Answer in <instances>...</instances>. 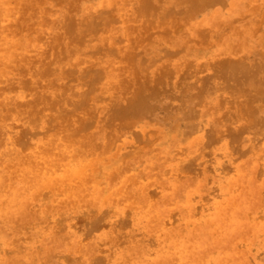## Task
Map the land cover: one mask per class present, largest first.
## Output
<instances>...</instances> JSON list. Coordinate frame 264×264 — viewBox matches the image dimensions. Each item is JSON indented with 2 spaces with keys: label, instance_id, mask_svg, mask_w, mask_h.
Here are the masks:
<instances>
[{
  "label": "rangeland",
  "instance_id": "rangeland-1",
  "mask_svg": "<svg viewBox=\"0 0 264 264\" xmlns=\"http://www.w3.org/2000/svg\"><path fill=\"white\" fill-rule=\"evenodd\" d=\"M19 1H20V3H19ZM27 1H28V6H26ZM27 1L26 0H12V1L11 0H0V12H1L0 15L2 14L0 17V22H1L0 26L2 27V28L0 27V30H1L0 31V37H2V38H0V47L2 50H5V51H2L0 49V53L2 54V55L0 54V57H2V58H0V72H1L0 73V92H3V94L5 95L4 96L0 93V105H2V106H0V116L2 117V118L0 117V119H2L4 122V123L2 122L3 123V127H2V125H1L2 123L0 120V123H1L0 128L3 129V130L0 129V136L4 135V137H0V139L2 138L0 140L1 141L0 147L2 145L1 150L3 148L2 151L0 150V165H2V167L0 166V173L2 174V175L0 174V176H1L0 184L1 183L3 184V185H0V208H3L4 206H6L7 200L9 199L10 195L12 194V189L14 187H16V185L18 183V179L21 178L20 176H23L24 174H27V175L29 174L28 169H29V167H32L31 165H33V164L30 165L27 161L28 158L32 157L29 155L30 154L31 155L36 154V152L39 151L40 148L42 149L43 147H44L43 149H45V152H46V150H48L47 147L50 148V147H52L51 145H53V144L55 146H53L52 148H54L53 150H56L57 146H58L56 143H59V144L62 143L61 144L62 146L61 145L58 146L60 149L58 151H62L64 149V150H66V152L63 150L62 153H64V152L65 153L62 155V157L60 159L61 162H64L67 165L69 163H71L70 165H73V164L76 165L77 161H80L81 163L79 162V164L85 165V168L88 169V171L90 170L89 172H93V174H90L89 176H87L88 179H86L85 185H90V187H91V185H94L97 188L98 195L101 199L104 198L105 196L109 198V201H103L100 203V209L103 212L106 209L105 215L108 218H110L111 223L114 224V222H115V224H116L118 222V220L120 219L118 222L120 224V222L123 218L126 219L127 221L124 220L125 224L118 226L119 228L121 227L120 228L121 230H118V231H121L120 232L121 235L118 232V234H119L118 238L120 237V239L116 240V242H115L116 244H114L111 241H109L108 238L103 237L105 232H108V230H109L108 227L110 226L109 228H112L111 224L110 225H109V223L99 224V225H97V228L95 225H94V227L92 226V227H88V228H86V226L84 225L86 223V222L84 223V221H86V219L85 220H84V218L82 219L81 214L84 213V211H85V213H90L91 211L93 213L94 207L92 208L90 205L85 204L82 200H80L76 203L77 206L75 208H73L71 206L69 199L73 196V194L76 190V187L73 188V186L70 187L69 185H67V186H69V188L67 186H65L67 188L62 186L63 188L61 187L62 189L60 190V187H58L59 189H57L56 188L57 185H55L56 187L55 186L54 187L56 190L53 189L54 187H52L50 189V191H49V189L48 190L43 189V191L41 189L40 190V192L42 193L41 197H43V198L42 199L40 198V201L38 198V201L35 202L36 206L35 205L33 206V209H34L33 218L25 219V220L21 219L24 221L23 222L18 218H9V217L5 216L6 214H0V264L3 262V260H2V257L4 255L3 251H4V249L7 248V246L10 247V241L11 240H14V241H11V243H14L16 241H20V246H21L20 250H19L18 254H17V251H16V253H14V255L16 254L15 255L16 257H18L19 255L21 256L23 253L29 252L27 248L30 247L31 249H34L33 255H36L38 257V259H40V260H38V259L34 258V260H33L34 262H36L38 264L40 262H41L40 264H42V263L43 264H60V263H62V264L63 263L64 264H69V263H71V264H73V263L74 264H84V263L85 264H92L93 263V264H95L96 261L98 264H99V262L101 264H110V263H112L111 261L113 259L115 252H123L125 249L131 248V246L133 244H138L139 242H141L139 244H142L144 242L143 245L145 246V249H144V255L143 256L150 258V259L154 258L156 256L157 247H158V245L156 243V238L154 237L155 232L152 230L144 232L143 227L140 226L139 224L135 225L136 227H134V229H133V226H131L132 223H134V222H133V220H131L129 213H130V211H132L131 206H130V202L135 204L133 202V198L132 197L126 198V197L118 196L117 197L118 199H115V196L112 195L114 192L107 195L108 191L112 190L113 187L119 188L122 185L121 181L125 178H127V181H125L126 183H124L123 185H126L128 183V181L129 182L133 181L135 178V180H134V182L136 181L135 183H142L143 185L147 186V189L148 188H150L151 190L155 189L156 191L154 190V192H153V190L150 191V189H148V191L150 192V196H152V199H153V200H151L152 203H154L153 205H156V200H161L164 204L167 203L165 213H167L168 215L171 213L172 214H171V216L170 215L168 216L166 214L164 215L165 220L159 225L158 229L156 230V233H160L163 229H171L172 227H176L178 229L179 233L182 234V233H184L185 228L188 227V223L186 224L185 221H190V220L198 221L202 217L212 215L218 206H223L225 204L224 201L228 196L235 195L236 193L241 191V189L243 190V189H245V187L249 188V186H251L252 189H254V191L252 193H250L249 190L244 192V197H245V200L247 201V203L244 205L245 210L243 212H244V214H246L245 215L246 219H248L251 223H254L255 225H259V226H257L258 229L256 228L251 232L248 231V232H246V234H243V235L237 237L235 239V242H236L235 247H238V246L241 247L242 246L241 248L238 247V249H243L245 251L246 257L251 262V264H264V120L262 119V120H257L254 123H249L248 118H246V120L244 118L243 122H245L246 125L243 124L242 120H239V119L234 120L230 124H229V122H226L225 124L230 125V126H232V124H236V126H241V124H242L243 127L241 126L240 128H238L240 130V131H237L238 133L240 132L239 136H238L237 132L230 131L228 129V127H227V129L224 127L221 128L222 126H224L221 124L224 123V120L227 117L232 116L234 118V113H232V115L226 116L225 112L218 113L217 112L218 110H216V108H213L211 106V101L216 99L218 96H220V98L224 97L228 93L230 94L229 98L232 97V98H230L231 100L240 98L242 95L237 90L236 86L242 87L243 86L242 82L244 80L246 82V80L248 79L246 77L241 76L240 73H237L236 74L238 76L236 78L237 79L236 82L238 81V83H236L237 85L232 84V86L229 87L228 84L231 85V82H230V80H227L226 83L228 82V84H226L224 82V86L222 88H220L219 86H216L214 88L211 84V80H212V77L214 75L213 69H212L213 67L211 65L220 56L223 57V59H227V57H228V59H233L231 57L236 58L237 56L239 57L238 59H240V56H242V58L243 57L245 58L247 56L246 58H248L249 61H251V59L255 60L260 65V67L262 66V69H258L259 70L258 73H262V77L264 80V70H263L264 69V67H263L264 66V11L262 10L263 14H261V16H259V17H258V15L252 16L250 14V12L247 11L243 15H241L239 18L236 11L241 10L242 8H247L246 5L243 3L244 0H224V1L223 0H221V1L216 0V2L219 1V3H216V2L214 3V1H215L214 0L213 1L214 4L212 2H209V4L211 6L206 3L203 6L197 8L195 10L191 9L190 11H187V12L181 11V13L180 14L178 13L175 17H172V15L170 16V14H168V15L164 14V17H162L160 19L163 21L172 20V22H170V23L169 22H163L161 24V26H158L160 31L158 30V27H156V26H152L151 27L152 29L149 27L147 30H150V29L151 30L148 32L147 30L137 29V25L139 23L137 24L136 22L146 20L147 18L149 19V16H147V15H149L148 13L150 11H152V9H153V11H155L156 7H157L156 6L157 3L160 4V3H162V1H165V0H146L147 7L145 9L148 8L149 10L147 9L148 11L146 10V11H144V13H142L143 12L142 11L141 14H139V16L138 15L133 16V11H134L135 7L137 6V4H136L137 0H122V1H120V0H115V1L114 0H64V1L63 0H59V1L58 0H34V1L31 0V1H33V3H35V2L36 3L32 4L33 6L30 5V7H29V4L31 3V1H29V0H27ZM37 1H38V3H37ZM107 1H108V3H107ZM140 1L141 0H138V2H140ZM255 2H263V1L262 0H256ZM98 3L101 4V5L99 4V7L104 6L103 8H105V9L103 10L102 7H100V8L97 7ZM165 3L166 4L163 3V5H169L171 7L173 6V8H174V5H172L170 3V0H166ZM225 3L227 5H224ZM2 4H4V5L2 6ZM41 4H43V5H41ZM65 4H67L68 6ZM107 4L108 5L110 4L111 6L114 5V6L112 8L109 5L110 8H108ZM35 5H36V7L34 9ZM64 5H65V7H63ZM7 6H10V7L13 6L14 8L11 7V9H12L11 10V9H9V7L7 8ZM18 6H20V7H18ZM31 6L33 7L34 10H32ZM27 7H29V8H27ZM117 7H119V8H117ZM26 8H27V10H26ZM84 8L87 10V12L88 11L89 12L94 11L93 12L94 14L89 13V12L88 13L85 12L86 10ZM129 8H131V10ZM175 8H177V7L175 6ZM7 9H9V10H7ZM18 9H19V13H21V14H18ZM90 9H92V10H90ZM95 9L99 13L95 12ZM106 9L108 10V13H107ZM177 9L180 10L181 8L178 7ZM4 10L5 11L7 10L8 13H6ZM10 10L12 12H10ZM30 10H32L31 11L32 13L30 12ZM61 10H62V13H61ZM100 10H103L104 13L102 11L100 12ZM116 10L118 13L115 14ZM20 11H24V12H20ZM110 11H112L116 16L118 15L117 16L118 20H117V17ZM191 11H192V13L189 14L188 12H191ZM13 12H14V14H13ZM56 12H57V14H56ZM84 12L89 16L100 15V18H99V16L98 17L97 16L96 17H94V16L88 17V16H86V14ZM146 12H147V14H145ZM38 13H41V14L39 15ZM106 13L109 15V17L115 16V18L112 17L113 19H111V17H110V19H109V17L106 16L107 15ZM83 15H84L85 19H84ZM142 15H144V17ZM244 15L246 18L244 17ZM10 16L11 17L14 16V17L11 19ZM19 16H20V18H17ZM76 16L79 18H76ZM213 16H215V18H213ZM5 17H6V19H5ZM30 17L34 18V20L32 21V19ZM35 18H39V19H35ZM40 18H41V20H40ZM75 18H76V20L77 19H80V20L75 21ZM98 18L100 21L98 20ZM104 18L105 19L107 18L108 21L107 20L104 21L105 20ZM136 18H138V19H136ZM238 18L241 21H237ZM242 18H243V20H242ZM140 19H142V20H140ZM183 19H185V20H183ZM216 19L217 20L218 19H226V21L222 22V24H221L223 27L225 26V29H223L224 33L221 32L220 34H217L220 30H222V28H223L222 26H221L220 30L217 32H214V35L211 37L208 34H206L204 37V34L199 33V31H200L199 28H202L203 30H205L206 28L207 29L211 28L212 30H214L215 28L210 26V24H212V22L216 21ZM16 20H18V21L20 20L19 23ZM27 20L32 21L31 23L34 25V28H33V25H31L30 21H27ZM36 20H38L37 23H35ZM113 20L115 23L113 22ZM230 20H232V21H230ZM71 21H73V22H71ZM98 21L100 23H98ZM186 21H187V23H185ZM87 22H89V23L93 22V25H91L90 27L93 29L92 33H94V35H97V36L96 37L93 36V38H92L88 35V34H90L92 36L91 28H89V30L87 28L86 32H84V31L82 32L80 29V31L82 32V35H80L81 38L79 37L80 39L79 38L78 39L81 42L83 41L82 42L83 46H82V43H79L80 42L79 40H75V41L72 40L74 42H72V41L68 42L67 39L63 38L66 35L68 36V33H67L68 30L73 29V30H76V32H77V28L84 26L85 24H87ZM133 23H135V24H133ZM228 23L230 26H232L230 29H229ZM244 23H246V25L248 26L247 27L248 31H245V30L242 31L240 28L237 31L235 30V29H237V27L243 26L242 24H244ZM16 24L17 25L19 24L20 26H22V24H23V27H20V26L16 27L17 26ZM67 24H69V25L67 26ZM70 25H72L71 26L72 28H70ZM77 25H79V26H77ZM7 26H8V28L6 29ZM9 27H10V29H9ZM203 27H205V28H203ZM233 27H235V28L233 29ZM115 28H116V30H120L121 32H119V33L117 32L118 33L117 34ZM134 28H136V29H134ZM33 29H34V31H33ZM166 29L169 31H167ZM7 30L11 34L8 33ZM131 30L133 32H131ZM136 30L140 31L139 34L137 33ZM161 30H162V32H161ZM175 30H176V33H175ZM15 31H18V32H15ZM113 31L115 32V34H117V36H115V34H113L114 33ZM164 31H166V32H164ZM197 31H198V33H197ZM87 32H90V33L86 34ZM96 32H98V33H96ZM7 33L9 35V37H11V36L12 37L8 38ZM15 33H16V35L18 34V36H16ZM31 33H34V34H31ZM141 33H142V35H140ZM193 33H197V35H196L197 37L192 36V35H194ZM60 34H62V35H60ZM100 34H101V37L103 34L105 35L102 37L103 38L102 40L100 39L101 45L104 44L102 42H105V40L107 42V43L106 42L105 43L108 45V43L111 42L110 39L112 38V36L113 35L115 36L112 38V40L114 39L113 40L114 43H112V42L109 43V46H111V44L115 46V50H114L113 46L107 47L106 44L104 46L103 45L101 46L100 44H98L99 39L97 40V38L100 37L99 36ZM120 34H122V35L120 36ZM137 34H138L139 39H138V37L136 38ZM147 34H150V35H147ZM164 34H166V35H164ZM3 35L6 37H4ZM27 35H29V36H27ZM36 35H37V37H36ZM86 35H88V36H86ZM106 35L110 39H108ZM160 35L162 36V38ZM168 35L170 36V38L167 40L166 36H168ZM183 35L186 37H184ZM33 36H35V38ZM55 36H56V38H54ZM118 36H120V37H118ZM122 36H125V40H123L124 37L122 38ZM132 36L134 38H132ZM142 36H143V38H142ZM15 37H16V39H15ZM17 37H19V38L17 39ZM20 37H22V38H20ZM58 37H59V39H58ZM61 37L63 38V40ZM145 37H146V39H145ZM147 37H149V38H147ZM203 37H204V39H203ZM12 38L16 40L14 43H13ZM30 38H33V39H30ZM87 38H90V39H87ZM10 39H12V40H10ZM25 40L27 42H25ZM56 40H57L58 44L61 45L59 47L57 46V49L55 47V45L57 43L56 44L54 43V42H56ZM137 40H140V41H137ZM154 40L156 41L157 45L154 42ZM122 41L126 45H124L122 43ZM36 42H37V44H36ZM64 42H65V44H64ZM134 42L137 43L138 45L139 44L140 45L136 46L134 44ZM77 43H79L80 45L79 44L77 45ZM86 43H88V46ZM93 43H95V44L97 43L98 45L96 44L97 46L94 45L95 46L94 47ZM17 44H19V45H17ZM25 44H28V45H25ZM38 44H39V46H38ZM62 44H64V45L67 44L68 47L65 48V50L67 52L65 50L56 51V50H58V48L61 49L64 47V45H62ZM69 44L70 45L73 44L72 46L75 45L78 51L84 50L83 52L89 53V54L93 53V51L91 52V50H93L92 47H94L96 49V50L94 49V52L95 51L97 52L98 48L101 46L103 48L100 47L99 51L97 52L98 55H99V53H101V58H100V60H97V59H99L100 55L98 57V55H96L97 54L96 52H95L96 54L94 53L95 55L91 54V56L89 54L84 55V53L81 52L82 55L80 56L79 55L80 51L79 52L77 51V53H75L76 52L75 46L73 48V47L69 46ZM119 44L121 45V47ZM27 46L31 47V48H28ZM116 46H117V48H116ZM122 46H123V48H122ZM69 47L71 50L69 49ZM125 47H126V51H123V50H125ZM25 48L26 49L28 48L26 50V52L24 51ZM32 48H34V49H32ZM108 48H109V51H108ZM118 48L120 49V52H121V53L118 52L120 55L116 51ZM86 49H87V51H86ZM119 49H118V51H119ZM130 49H131L132 53L134 51V56L132 54V57H134L135 59L131 57V59L130 60L128 59V61H127L126 56L124 54L127 51H130ZM145 49H148L149 51L147 52ZM8 50H9V53H7ZM10 50H11V53H10ZM122 51L124 52V54L122 53ZM135 51H137V52H135ZM51 52H52L53 56L52 57L47 56V54L50 55ZM53 52H56V53H53ZM59 52H61V53L63 52V53L61 54ZM149 52H150V54H149ZM169 52H172V54ZM57 53H59V54H57ZM7 54H11V55L9 56ZM40 54H41V56H42V54H44L43 56L46 58V59H44L42 57V60L43 59L45 60L44 66L42 67V69H45L46 73L47 74L50 73V75L49 74L47 75L45 73V70L44 71H40V69L31 70L32 65L30 66L31 71L29 69H26V67L24 66V62L29 60V59H31V61L33 60L32 62H34V63L36 62V60H38V61L41 60ZM56 54L59 56H57ZM64 54H65V56H64ZM69 54H71V56ZM141 54H142V56H140ZM245 54H247V55H245ZM34 55H35V57H34ZM72 55H73V57H72ZM87 55H89V56H87ZM111 55H113L114 57ZM11 56H13V59L10 58ZM61 56H63V57H61ZM92 56L94 58L95 57H97V58L93 59ZM104 56H107V57H104ZM157 56H158V58H157ZM49 57H50V59H49ZM64 57H66V58L63 59ZM115 57L117 59L116 63H115L116 59H114ZM140 57L142 59L145 58V60H142ZM151 57L154 59H152ZM213 57L214 58L217 57V58L213 59ZM52 58H55V60H53L54 63L51 60ZM59 58L61 59V62L59 61L60 60ZM84 58H86V59L88 58V59L85 60ZM104 58H106V59H104ZM69 59H71V61ZM89 59L93 61L92 63L94 65L91 63V61ZM103 59L105 60V62ZM123 59H125V61L127 63ZM106 60H107V63H106ZM111 60L112 61L114 60V61L112 62ZM212 60H214V62H212ZM6 61H7V63H6ZM18 61H20V63ZM46 61H50V62H46ZM74 61L75 62L78 61V62L75 63ZM102 61H103V66H101ZM134 61H136V62H134ZM144 61H145V63H144ZM10 62H14V63H10ZM87 62H89V64ZM96 62L101 63L100 65L98 64V68H99V71L101 73H99L98 68L96 69V67H97ZM119 62H121V63H119ZM122 62L124 64L120 65V64H122ZM132 62H134V63L132 64ZM152 62H153V64L154 63L155 64H154V66L150 67L151 65H153ZM3 63L5 66H3ZM77 63H78V66H80V65L82 66L81 70L82 69L84 70V71L82 70V72L85 75L83 73L80 74L81 70L79 68H77L78 67ZM111 63H113V66L116 68H114ZM139 63H142V64L139 65ZM86 64H87V66H86ZM146 64L149 68L146 67ZM148 64L149 65L151 64V65L149 66ZM63 65L64 66L69 65V66H66L67 70H66V67H65V70L62 69V68H64ZM72 65H74L73 66L74 68L72 67ZM95 65H96V67H95ZM126 65H129L128 70L121 69L123 66H126ZM161 65H162V67H161ZM53 66L55 67V69H53L54 68ZM107 66H108V68H107ZM180 66H181V68H180ZM197 66H198V68H197ZM205 66L207 69L205 68ZM75 67L78 69V71H73V70H77ZM139 67L144 68V69L146 67L147 70L146 69L144 70V71H146V73L143 71V69H140ZM165 67L167 69H165ZM18 68H19V70H18ZM57 68L61 69V70L59 71V70H57ZM70 68L71 69L73 68V69L70 70V72H68L69 73L68 74L66 71H69ZM109 68H110V71H109ZM161 68H164V69H161ZM9 69H12V70L9 71ZM86 69H88V70H86ZM115 69H117V70H115ZM181 69H182V71L184 70L185 72L184 71L182 72ZM47 70H48V72H47ZM192 70H193V72H192ZM28 71H30L31 73H29ZM49 71H52V72H49ZM72 71L75 73L72 74L73 73ZM89 71H92V72L89 73ZM115 71H116V75L114 74ZM167 71H169V73ZM53 72H54V75L52 76ZM139 72H140V74H139ZM154 72H156L157 74ZM161 72L163 74H160ZM165 72H166V74H165ZM36 73L39 76L36 75ZM42 73H44V74H42ZM77 73H79V74H77ZM93 73L95 74L94 77H93V75H94ZM124 73H126L127 75H125ZM128 73H131V74L133 73L134 75L133 74L132 75L136 78L137 81L140 80V83H142L144 81L146 90H144L145 92L143 91V95L145 96V99H147L146 100V106L144 107L145 109L140 108V110H138L139 111L137 113L138 115L137 114L134 115V117L137 115L139 118L137 116H136L137 118L131 117L130 121L128 119L127 124L126 123L122 124V126H123L122 129L120 128L122 126L121 125L119 126V128L117 130L119 133L117 131L115 132V135L113 136L114 138H111L112 143L109 145V147H106V149L104 148V150H102L103 153H102V151L101 152L97 151L96 153H93L91 151H80V149H81L80 143L81 142L79 141V138L76 137L79 135V133L78 134L74 133L75 135L73 134V137H72L73 139L70 140L71 134L68 135L67 136L68 138H67L65 136V134H63L64 132L61 133L60 131L55 130L54 126H50V121L47 120L49 118H44L43 114L45 115V117H46V115L48 117L49 116L48 114H50V112H51L50 109H47V110L44 109L45 113L43 111H41L40 109L36 110V108H34V110H30L31 106H33V104L35 106V103L37 104V100L39 101V99H40V97H39L40 95L38 96L37 100L34 99L36 97L35 94H37V88L39 87L41 89V86H42L44 93L48 94L51 91L49 88H51L54 84L53 87H55V88H51L52 89L51 93H55L56 89H57V93H61L59 91L62 89V93H64V94L66 92L71 91L72 94L67 95L68 104H69L70 100H71V102H73V104H75L77 101L78 102L81 101V103L86 102V105L89 101L88 106H85V103H83L84 104L83 105V104L77 102L76 104H78V105H75L74 108L76 109V112L78 110H80V108L86 109V111H85V109L81 110V112L78 111L79 114H81L83 111L84 112L83 114H85V116H87L86 112L88 115H93V112H96L100 108V106H102L106 102L109 103L113 99L114 94L118 92L117 88L119 86H121L124 82H126L125 79H130L131 76ZM210 73H212L213 75ZM1 74L3 76L5 75V76L3 77ZM11 74L13 76H11ZM18 74H19V77H18ZM63 74L64 75L66 74V76L64 77ZM86 74H87V76H86ZM146 74H147V76H145ZM187 74H188V76H187ZM9 75H10V77H8ZM88 75H91L93 77V78L91 77L92 80H90V78H88ZM96 75H100V76H96ZM124 75L127 77H124ZM47 76H52L51 78L54 81L57 80L56 81L57 83L54 82L52 79H50V77H47ZM78 76H80L81 78ZM101 76H102V78L100 79ZM120 76H122V77H120ZM40 77H42V78H40ZM57 77L60 79L58 80ZM74 77L76 80L73 79ZM95 77H98V78H96L97 81L93 80V79H95ZM6 78H7V80H6ZM16 78H19V79H16ZM45 78H47V79H45ZM61 78H63L64 80L66 79L67 81H64L63 79H62L63 80L62 81ZM78 78H80L81 81L78 82ZM82 78H83V80H82ZM208 78H210V79H208ZM15 79H16V81H15ZM23 79H24L25 83L23 82ZM50 80H51V82L53 81V84L51 83L52 85H49ZM72 80H73V82H72ZM87 80L88 81L90 80L91 82L89 81V83H88ZM207 80L209 81V83H207ZM37 81L40 84H38ZM45 81L47 83H45ZM106 81H107V83H106ZM58 82L61 84L59 85ZM18 83H20V84L18 85ZM42 83H44L45 86H44V84L41 85ZM73 83H75V84H73ZM114 83H115V85H114ZM55 84H57L58 86ZM63 84H65L66 87L65 86L63 87ZM105 84L107 86H105ZM112 84H113V86L111 87V89L115 90V91H113V93H112V90L110 89V85H112ZM48 85H49V88H48ZM71 85L73 86L72 88H71ZM78 85L82 90L78 87ZM85 85H86V88H84ZM93 85L96 88H94ZM152 85H153V87H152ZM209 85H210V88H209ZM68 86H69V88H68ZM88 86H89V88H88ZM130 87L131 86L129 85L128 88H130ZM146 87H148V88H146ZM155 87L157 88L158 91H160L159 93L156 92ZM201 87H202V89H201ZM47 88L50 91H48ZM66 88L69 90H66ZM198 88H200V90ZM53 89H55V90L53 91ZM74 89H80V91H79L80 93L78 91H75V92H78L79 94L73 92ZM151 89H153V93H152ZM46 91H47V93H46ZM86 91L88 92V94ZM154 91H155L156 95L154 94ZM195 91H196V93H195ZM85 93H86V95H85L86 97H84ZM90 93H93L94 95L93 94L90 95ZM128 93L129 92H127V94ZM150 93H152V94H150ZM75 94H76V96H75ZM77 94L79 95L80 98L82 97L83 100H82V98L80 100V98L77 96ZM97 94H99V95H97ZM107 94H108V97L106 96ZM196 94H197V96H195ZM222 94H223V96H222ZM69 95L72 97L70 98ZM87 95H89V96H87ZM92 95H93V97L94 96L95 97L93 98ZM124 95L122 97V100L124 98H125V100H127L126 97H124ZM100 96L102 99L97 100ZM103 96H105V97H103ZM87 97H91V98L88 99ZM72 98H74L73 101H72ZM78 98H79V100H78ZM85 98H86V100L84 101ZM104 98L105 99L108 98V99H106V101H105ZM3 99H5V100H3ZM90 100L92 101V103ZM102 101H103V103H102ZM52 103H54V101L53 102L50 101L51 106H52ZM99 103H102V104L100 105ZM147 103H148V105H147ZM151 103H153V104H151ZM162 103H163V105H162ZM91 105H93V106H91ZM150 105H151V107H150ZM165 105L167 106V108L164 107ZM230 105H231V103H230ZM76 106H78L80 108L78 109ZM188 106H190V107H188ZM53 107H54V105H53ZM91 107L93 108V111L91 110L92 109ZM94 107H96V108H94ZM148 108H149V110H148ZM152 108H153V110L150 111V109H152ZM28 109H29V112H28ZM75 109L73 111L74 113H75ZM49 110H50V112H48ZM89 110H90V112H88ZM30 111L31 112L34 111V114H31ZM35 111L36 112L40 111V113H42V112L43 113L40 116V115H38L40 113H36ZM141 111H142V113L144 111V114H142ZM176 111H178V113ZM26 112H28L30 114H28ZM23 113H25L27 116H24L25 114H23ZM149 113H151V115ZM222 113H224V114H222ZM79 114L77 113L76 115L79 117L81 115L83 116V114H81V115H79ZM217 115H219V116H217ZM21 116L24 118L21 119L20 118ZM32 116L33 117L35 116V117L32 118L33 120L31 121L30 119ZM38 116L40 117V119ZM100 116L102 117V114ZM26 117H29L30 119L26 118ZM36 117L39 120L36 119ZM93 117L92 118L94 119V121L92 119L91 122L86 126L87 128L86 127L83 128V130H82L83 134L85 131H86L85 133H88L92 130H95V127H94L95 116L93 115ZM262 117L264 118L263 113H262ZM9 118H11L10 120L12 122L9 120ZM216 119H218V120H216ZM44 120L47 121L46 123L49 124V126L45 123ZM132 120H133V122H132ZM28 121H31L30 124ZM35 121H36V123H35ZM37 121L40 123H38ZM18 122L21 125L20 127L18 126L19 125ZM7 123H9V124H7ZM26 123H28V124H26ZM14 124H16V125H14ZM25 124H26V126H24ZM92 124H94V125H92ZM131 124H133V125H131ZM124 125H126V128ZM130 125H131V127H130ZM13 126H15V127H13ZM16 126L18 128H16ZM41 126L43 128H41ZM24 127H25V129H29V130L23 129ZM36 127L39 130H36L37 129ZM51 127H52L53 132H54L53 135H52ZM88 127H90V129ZM92 127H93V129H92ZM216 127H218V132L220 134H218V132H215ZM8 128H10L9 131L7 130ZM11 128H12V133H10L11 135L8 136L7 133L9 134V132H11ZM13 128L14 129L16 128L15 129L16 131L15 130L13 131ZM32 128H33V130H36L35 133L33 132ZM21 129L23 130V133L20 132V131H22ZM47 129L48 130L50 129V131L48 132ZM126 129H127V131H126ZM3 131H5V134L3 133ZM42 131H43L44 137L46 139L41 137V136H43L42 135L43 133L41 134ZM13 132H14V134H13ZM18 132L20 134L22 133L21 134L22 136L20 135L21 137H19ZM31 132L34 133L37 138L35 136H31V135H33ZM38 132H39V134H38ZM120 132H122V133H120ZM135 132L137 134H134ZM212 132L214 134L213 135L214 138H210L212 136V134H210V133H212ZM232 132L234 134L237 133V135L236 134L235 135L238 136V139H236L237 137H235V135H233ZM25 133H26V135H24ZM47 133L49 135H47ZM141 133H143V134H141ZM144 133L146 134V136ZM27 134H29V135L31 134L30 137H31L32 141ZM57 134H58V137L60 136L61 138H58ZM209 134H210V136H209ZM54 135H56V136H54ZM63 135H64V137H63ZM135 135L137 138H134ZM140 135H142L143 142H142V139H139ZM23 136H24V139L22 138ZM13 137H14V140L16 141V143H15V141H12ZM17 137H18V139H17ZM52 137H54L55 139L58 138L56 140L59 142L54 141V138H52ZM15 138L18 140V143H17V140ZM50 138H52V139H50ZM148 138H150L151 140L150 139L148 140ZM20 139L21 140L23 139V140L21 141ZM67 139L71 141V145H70V141H68ZM135 139L137 141L136 144H135ZM33 140L37 144L34 143ZM49 140H50V142H49ZM65 140H67L66 144H65ZM139 140H141L140 141L141 143L139 142ZM28 141L32 144L34 143V146L31 145ZM51 141L53 142V144L50 145L49 143H51ZM77 141H78V144H76ZM113 141H115V142L113 143ZM21 142H23V144ZM43 142H45L47 145ZM67 142H68V144H67ZM138 142L140 144H138ZM25 143H26V145H28V147H26V145H24ZM130 143H131V145H130ZM146 143L149 144L150 146H148ZM5 144H7V146L9 145L10 148L8 149V147L5 146ZM12 144H14V146H15L14 148L16 150L14 148H12L13 147V146H11ZM21 144H22V146L23 145L24 146L22 147ZM40 144L42 145L41 147H36L38 145L40 146ZM113 144H115V146H113ZM132 144L134 147H132ZM29 145H31V146H29ZM67 145H69V146H67ZM60 146L61 147L64 146V148H60ZM4 147H7V148L4 149ZM140 147L142 148L141 151H140ZM234 147H236L237 149L236 148L234 149ZM35 148H36V150H35ZM6 149H7V151H6ZM10 149H14V150H10ZM70 149H72V150L70 151ZM136 149L139 151H137ZM176 149H177V151H176ZM3 151L4 152L6 151V153H4L2 156ZM13 151H16V152L19 151V152H17V154L18 155H19V153H21V154L19 156H16L17 155L16 152H13ZM58 151H52V152H58ZM129 151L132 153H130ZM69 152H71V153L68 154ZM82 152H86V155H89V153H90L89 157L91 155L92 156L89 158L88 156H85V153H84V156L81 157L82 159H80L79 154H81ZM122 152H124V153H122ZM9 153L10 154L13 153L12 156L9 155ZM14 153L16 154L15 156L18 158H16L14 156ZM100 153H102L103 155ZM107 153H108V155H105ZM129 153L131 155H129ZM66 154H68V155H66ZM77 154H78V156H77ZM120 154L121 155L124 154V156L121 157ZM242 154H243V156H242ZM4 155H6V156H4ZM25 155L28 158L26 157V159H24ZM75 155L78 158H76ZM82 155H83V153L81 154V156ZM150 155H152V156H150ZM55 156H57V154L54 155V157ZM153 156H155V157L152 158ZM181 156H182V158H181ZM4 157H5V159H4ZM12 157H14V162H13ZM84 157L86 159H88L89 161L87 162V160H85ZM103 157H105V158H103ZM111 157L113 159L114 158L117 159V157H118L120 160L118 162L114 163L113 159H111ZM123 157H124V159H122L123 160L122 161L121 158H123ZM8 158H10V159L12 158V159L9 161ZM66 158H68L70 162L69 161L67 162ZM15 159H16V161H15ZM93 159H95V161ZM6 160H8V161H6ZM2 163L5 164L4 165L5 168L3 167ZM185 163L186 164L188 163L187 165H189L191 163L188 167H190V166L193 167L194 164L196 166L191 168V169H193L191 172L189 168H187L188 170L185 168V167H187V165H185ZM192 163H194V164L192 165ZM79 164H77V165H79ZM258 164H260V165H258ZM11 165L13 167H11ZM104 165L105 166L109 165V166L105 167ZM118 165H119V168L117 167ZM91 166H93V167L91 168ZM180 166L183 167L182 170H180V173H176V172H179V170H176L175 168L180 167ZM116 167L118 169H116ZM2 168H4V169L2 170ZM6 168H7V170H6ZM8 168H10L11 170H8ZM126 168H127V170L128 169L129 170L127 171ZM86 169H85V171H86ZM101 169H102V171H101ZM256 169H257V172H256ZM166 170H169V171H166ZM2 171L3 172L6 171V172L2 173ZM9 171H10V173H9ZM186 171H189V173L188 172L186 173ZM111 173H112V176L109 178L108 181H106V175H108V174L111 175ZM174 173L176 174L175 178H177V179H175L173 177ZM239 173H245L248 175L247 181L241 183L244 185V186H242L243 188L241 187V185L239 186L240 182H238V183L236 182ZM99 174H102V176ZM191 175H192V177H191ZM177 176L179 177V179ZM122 177H123V179H121ZM4 180H5V183H4ZM116 180H117V182H116ZM153 183H155V184H153ZM246 185H248V186H246ZM175 187L178 188V191L176 194L175 193H174V195L172 194L173 203H168L167 199L169 200L171 198L170 195L173 191V188H175ZM234 188H235V191L233 192ZM63 189H64V193L66 192V194H64V193L62 194V192H60V191H63ZM18 190L20 191L21 188H19ZM159 190H160V192H159ZM56 191L62 195H60L59 193L57 194ZM70 191H71V194H70ZM43 192H44V194H43ZM48 192L50 195H47ZM241 193H242V191H241ZM155 195H156V197H155ZM22 196H24V195H22ZM47 197H49V199L50 198L52 199L50 201L51 205H49L46 209H43V207L40 208L41 205L38 206V202H41V200H46ZM185 197L188 198L189 202L192 205L189 208V214H188L187 218H181V216L184 213L186 214L188 212V211L185 212L186 211V208L184 206V204L186 203ZM60 199L66 200V204L57 205V202ZM195 205H197V206H195ZM142 206H144V203H140V208L138 207V209H140L139 213H141L143 210ZM194 206L196 207V210H195ZM109 207H110V210H109ZM52 208H54V209H52ZM56 209H58V210H56ZM125 209H127V211ZM129 209H131V210H129ZM171 211H173V212H171ZM197 212H199V213H197ZM54 213H56V214H54ZM78 213L80 214L79 216H78ZM107 213L109 215H107ZM126 213L128 214V216ZM82 215H84V214H82ZM142 215L143 216L141 218L143 220H145L146 214H142ZM76 216H78V217L76 218ZM174 216H175V219L172 220L174 218ZM55 217H56V219H55ZM59 218H61L62 220ZM113 218L115 221L113 220ZM58 219H59V221H58ZM142 219H140L141 220L140 222L143 223L144 221ZM167 219L171 223L167 222ZM116 220H117V222H116ZM55 221L57 222V224L55 223ZM20 222H21V224H20ZM46 222H47V224H46ZM80 222H81V224H79ZM16 223H19V224L14 225ZM64 224H66V227ZM166 224H168L170 227ZM58 225H61L63 227H60ZM103 225H105V226H103ZM125 225H128V227ZM19 226H21L22 229ZM55 226H56V228H55ZM102 226L105 228L104 230H103ZM162 226H164V227H162ZM53 228H55V229H53ZM33 229L35 230V232H33L34 231ZM86 229H88V232L91 230V232L87 233ZM128 229L130 231H128ZM42 230H43V233H42ZM48 230H51V232H54L57 230L58 233L55 232V234L57 235V238H58L57 242H58V245H60V246H58V247L55 246L56 248L51 249L49 251L50 254L44 253L41 255L42 257L40 258L39 255H37V253L40 251V248H41L40 246H42V242H44L47 246L48 245L52 246L55 243V241L53 239L49 240L47 242ZM141 232H143V234ZM39 233L41 235H39ZM127 233H129V236L127 235ZM71 234H76L78 237L81 236V237H79V239L81 240L82 244H91V241L93 244L95 243L94 244L95 249L92 250L93 255L91 254V255L87 256L86 262L81 261V258H83L84 256L81 255L80 251H76L77 255L79 256L78 257L75 254L76 252L71 253V252H68V250L64 249V246L69 244L68 243L69 242L68 237ZM63 235H64L65 239H64V237H62ZM138 235H139V237L137 238L136 236H138ZM66 236H68V237H66ZM123 236H124V238H123ZM132 238L137 239L136 241H134L135 243L132 244V243L127 242L128 239H132ZM144 238H146L147 241ZM121 239H123V241L125 239L126 241H124V242L120 241ZM105 240L107 241V243ZM40 241H42V242H40ZM118 241H120V242H118ZM152 241L155 243H153ZM127 243H128V245H127ZM149 243H151V244H149ZM21 244H23V245H21ZM117 244H119V246ZM148 244L150 246L151 245L152 246L150 247ZM35 245L36 246L38 245L37 246L38 248L35 247ZM154 245H156V246H154ZM123 247H125V248H123ZM101 248H103L102 249L103 251L101 250ZM224 248H227V247H224ZM37 250H38V252H37ZM109 250L110 251L112 250V251L110 252ZM113 250H114V252H113ZM65 254L67 256L68 255L69 256L67 257V256H65ZM212 254H214V251L212 252ZM57 257H59V258L57 259ZM43 258H46V259L50 258V259L43 260ZM94 258H97L98 260L100 259L101 261L95 260ZM19 259H21L20 264L30 263L29 262L30 259L29 260H25L22 258H19ZM93 259H94L95 263L93 262ZM44 262H46V263H44ZM106 262H108V263H106ZM171 262H173V263H171ZM169 263L170 264H177L176 262H174L173 259H170L168 261V263H165V264H169ZM121 264H123V263H121Z\"/></svg>",
  "mask_w": 264,
  "mask_h": 264
},
{
  "label": "bare ground",
  "instance_id": "bare-ground-1",
  "mask_svg": "<svg viewBox=\"0 0 264 264\" xmlns=\"http://www.w3.org/2000/svg\"><path fill=\"white\" fill-rule=\"evenodd\" d=\"M12 1V0H11ZM27 1V0H26ZM29 1H31V0H29ZM34 1V0H33ZM33 1H31V3L29 4V7H30V5H32V4H35V3H33ZM59 1V0H58ZM64 1V0H63ZM115 1V0H114ZM120 1H122V0H120ZM166 1V0H165ZM165 1H162V3H157V7H156V10L155 11H153V9H152V11H150L148 14L149 15H147V16H149V19L147 18L146 20H142V19H140V20H142V21H139V22H136L138 25H137V29H143V30H147L149 27L151 28L152 26H156V27H158V26H161V24L163 23V22H172V20H165V21H163V20H161L160 18H162V17H164V14H166V15H168V14H170V16L172 15V17H175L178 13L180 14L181 13V11H184V12H187V11H190L191 9L192 10H195V9H197V8H199V7H201V6H203L204 4H209V2H212L213 3V1L214 0H170V3L172 4V5H174V8H173V6L171 7V6H169V5H163V3L164 4H166L165 3ZM221 1V0H220ZM224 1V0H223ZM222 1V2H223ZM256 0H244V4L246 5V7L247 8H242L241 10H237L236 12H237V15L239 16V18H240V16L241 15H243L245 12H247V11H249L250 12V14L252 15V16H256V15H258V17L259 16H261V14H263V12H262V10L264 11V0H262L263 2H255ZM61 2V1H60ZM127 2V1H126ZM150 2V1H149ZM216 2V0L214 1V3ZM6 3V2H5ZM19 3H20V1H19ZM37 3H38V1H37ZM107 3H108V1H107ZM117 3V2H116ZM122 3V2H121ZM129 3V2H128ZM213 3V4H214ZM216 3H219V1L218 2H216ZM99 4L100 3H98V5H97V7H99ZM104 4V3H103ZM120 4V3H119ZM123 4V3H122ZM137 6L135 7V9H134V11H133V16H136V15H138L139 16V14H141V12L142 13H144V11H146L147 9H145L146 7H147V2H146V0H141L140 2H138V0H137ZM152 4V3H151ZM4 4H2V6H3ZM19 5V4H18ZM41 5H43V4H41ZM65 5H67V4H65ZM65 5L63 6V7H65ZM101 5V4H100ZM108 5V4H107ZM110 5V4H109ZM108 5V8H110V6ZM117 5V4H116ZM149 5V4H148ZM210 5V4H209ZM208 5V6H209ZM224 5H227L226 3L224 4ZM223 5V6H224ZM26 6H28V1H27V5ZM33 6V5H32ZM31 6V7H32ZM68 6V5H67ZM114 6V5H113ZM113 6H111L112 8H113ZM131 6V5H130ZM153 6V5H152ZM155 6V5H154ZM175 6L178 8V7H180L181 9L179 10V9H177V8H175ZM207 6V5H206ZM211 6V5H210ZM9 7V9H11V7H13V6H7V8ZM18 7H20V6H18ZM17 7V8H18ZM29 7H27V8H29ZM35 7H36V5L34 6V9H35ZM42 7V6H41ZM100 7H102V6H100ZM99 7V8H100ZM104 7V6H103ZM102 7V8H103ZM132 7V6H131ZM14 8V7H13ZM27 8H26V10H27ZM68 8V7H67ZM87 8V7H86ZM98 8V9H99ZM117 8H119V7H117ZM116 8V9H117ZM133 8V7H132ZM9 9H7V10H9ZM21 9V8H20ZM25 9V8H24ZM31 9V8H30ZM33 9V7H32V10H34ZM85 9V8H84ZM88 9V8H87ZM105 8H103V10H104ZM115 9V8H114ZM130 10H131V8H129ZM7 10L5 11L6 13H8L7 12ZM12 10V9H11ZM10 10V12H12ZM15 10V9H14ZM13 10V11H14ZM32 10H30V12L32 11ZM52 10V9H51ZM86 10V9H85ZM89 10V9H88ZM90 10H92V9H90ZM103 10H100V12L102 11L103 12ZM107 10V9H106ZM110 10V9H109ZM127 10V9H126ZM149 10V9H148ZM147 10V11H148ZM3 11V12H4ZM17 11V10H16ZM42 11V10H41ZM44 11V10H43ZM197 11V10H196ZM20 12H24V11H20ZM29 12V13H30ZM85 12H87V10L85 11ZM84 12V13H85ZM89 12V11H88ZM87 12V13H88ZM94 11H91V12H89V13H93ZM95 12H97V13H99L96 9H95ZM110 12H112V11H110ZM129 12V11H128ZM1 13V12H0ZM28 13V14H29ZM32 13V12H31ZM30 13V14H31ZM61 13H62V10H61ZM60 13V14H61ZM104 13V12H103ZM102 13V14H103ZM107 13H108V10H107ZM106 13V14H107ZM113 13V12H112ZM111 13V14H112ZM116 13H118L117 12V10H116V12H115V14ZM189 14L190 13H192V11L191 12H188ZM10 14V13H9ZM8 14V15H9ZM12 14V13H11ZM13 14H14V12H13ZM18 14H21V13H19V9H18ZM39 15L41 14V13H38ZM56 14H57V12H56ZM81 14V13H80ZM83 14V13H82ZM86 14V13H85ZM94 14V13H93ZM114 14V13H113ZM114 14V15H115ZM124 14V13H123ZM128 14V13H127ZM145 14H147V12L145 13ZM144 14V15H145ZM2 15V14H1ZM1 15H0V17H1ZM36 15V14H35ZM105 15V14H104ZM144 15H142L143 17H144ZM183 15V14H182ZM246 15V14H245ZM245 15H244V17H245ZM249 15V14H248ZM250 15V16H251ZM31 16V15H30ZM33 16V15H32ZM78 16V15H77ZM76 16V18H79V17H77ZM86 16H88V17H91V16H89V15H87L86 14ZM94 17H98L99 16V18H100V15H93ZM92 16V17H93ZM107 17H109V15L107 14L106 15ZM116 16V15H115ZM115 16H112L113 18H115ZM118 16V15H117ZM116 16V17H117ZM128 16V15H127ZM137 16V17H138ZM185 16V15H184ZM237 16V17H238ZM251 16V17H252ZM11 17V16H10ZM14 16H12L11 17V19L13 18ZM26 17V16H25ZM28 17V16H27ZM40 17V16H39ZM73 17V16H72ZM83 17H84V15H83ZM111 17V16H110ZM110 17H109V19H110ZM111 17V19H113ZM131 17V16H130ZM171 17V18H172ZM243 17V18H244ZM17 18H20V16L19 17H17ZM31 19H32V21L34 20V18H32V17H30ZM65 18V17H64ZM76 18H75V21H77V20H80V19H77L76 20ZM81 18V17H80ZM99 18H98V20H99ZM141 18V17H140ZM213 18H215V16H213ZM238 18V20L237 21H241L240 19ZM243 18H242V20H243ZM246 18V17H245ZM3 19V18H2ZM5 19H6V17H5ZM35 19H39V18H35ZM73 19V18H72ZM84 19H85V17H84ZM88 19V18H87ZM105 19V18H104ZM136 19H138V18H136ZM40 20H41V18H40ZM39 20V21H40ZM74 20V19H73ZM107 20V18L104 20V21H106ZM117 20H118V17H117ZM183 20H185V19H183ZM16 21H18V20H16ZM20 21V20H19ZM19 21H18V23H19ZM27 21H30V23L32 22L31 20H27ZM74 21V22H75ZM100 21V20H99ZM98 21V23H100ZM103 21V22H104ZM108 21V20H107ZM121 21V20H120ZM123 21V20H122ZM226 21V19H216V21H214V22H212V24H210V26H212V27H214L215 29L214 30H212L211 28H206L205 30H203L202 28H199V33H201V34H204V37H205V35L206 34H208L210 37L211 36H213L214 35V32H217V31H219L220 30V28H221V24H222V22H225ZM230 21H232V20H230ZM38 22V20H36V22L35 23H37ZM62 22V21H61ZM71 22H73V21H71ZM84 22V21H83ZM94 22V21H93ZM93 22H87V24H85L84 26H82V27H78L77 28V32H76V30H73V29H71V30H68L67 31V33H68V36L66 35H64L65 37H63L64 39H67V41L69 42V41H72V40H79L81 37H80V35H82V32L84 31V32H86V29L88 28V30H89V28H91L90 26L91 25H93ZM96 22V21H95ZM110 22V21H109ZM108 22V23H109ZM113 22H114V20H113ZM1 23V22H0ZM12 23V22H11ZM29 23V24H30ZM34 23V22H33ZM34 23V24H35ZM68 23V22H67ZM97 23V22H96ZM95 23V24H96ZM106 23V22H105ZM111 23V22H110ZM115 23V22H114ZM117 23V22H116ZM124 23V22H123ZM185 23H187V21L185 22ZM232 23V22H231ZM247 23V22H246ZM246 23H244V24H242L243 26H241V27H237V29H235L236 31L237 30H239V28L242 30V31H248L247 30V25H246ZM6 24V23H5ZM72 24V23H71ZM80 24V23H79ZM104 24V23H103ZM133 24H135V23H133ZM8 25V24H7ZM14 25V24H13ZM12 25V26H13ZM17 25V24H16ZM28 25V24H27ZM31 25H33L32 23H31ZM69 24H67V26H68ZM99 25V24H98ZM102 25V24H101ZM105 25V24H104ZM120 25V24H119ZM227 25V24H226ZM232 25V24H231ZM18 26H20L19 24L16 26V27H18ZM37 26V25H36ZM39 26V25H38ZM72 25H70V28H72L71 27ZM77 26H79V25H77ZM110 26V25H109ZM124 26V25H123ZM175 26V25H174ZM178 26V25H177ZM181 26V25H180ZM228 26H229V29L232 27V26H230L229 25V23H228ZM227 26V27H228ZM1 27V26H0ZM20 27H23V24H22V26H20ZM40 27V26H39ZM44 27V26H43ZM66 27V26H65ZM111 27V26H110ZM176 27V26H175ZM179 27V26H178ZM223 27V26H222ZM2 28V27H1ZM8 28V26L6 27V29ZM33 28H34V25H33ZM61 28V27H60ZM118 28V27H117ZM122 28V27H121ZM166 28V27H165ZM168 28V27H167ZM174 28V27H173ZM203 28H205V27H203ZM235 27H233V29H234ZM259 28V27H258ZM9 29H10V27H9ZM67 29V28H66ZM80 29H81V31H80ZM126 29V28H125ZM134 29H136V28H134ZM152 29V28H151ZM150 29V30H151ZM177 29V28H176ZM223 29H225V26L222 28V30H220L217 34H220L221 32H223ZM12 30V29H11ZM10 30V31H11ZM22 30V29H21ZM73 30V31H72ZM92 28H91V33H92ZM98 30V29H97ZM113 30V29H112ZM111 30V31H112ZM115 30H116V28H115ZM150 30H147L148 32L150 31ZM154 30V29H153ZM158 30H159V27H158ZM167 30V29H166ZM227 30V29H226ZM240 30V31H241ZM1 31V30H0ZM3 31V30H2ZM8 31V30H7ZM19 31V30H18ZM18 31H15V32H18ZM33 31H34V29H33ZM95 31V30H94ZM130 31V30H129ZM137 31V30H136ZM160 31V30H159ZM167 31H169V30H167ZM4 32V31H3ZM13 32V31H12ZM21 32V31H20ZM109 32V31H108ZM114 32V31H113ZM112 32V33H113ZM119 33V32H121L120 30H116V33ZM131 32H133L132 30H131ZM139 32L140 31H137V33L139 34ZM161 32H162V30H161ZM164 32H166V31H164ZM163 32V33H164ZM187 32V31H186ZM8 33H10L9 31H8ZM8 33H7V35H8ZM88 33H90V32H87L86 34H88ZM96 33H98V32H96ZM111 33V34H112ZM117 33V34H118ZM144 33V32H143ZM147 33V32H146ZM175 33H176V30H175ZM197 33H198V31H197ZM197 33H193L194 35H192V36H195V37H197L196 35H197ZM213 33V34H212ZM224 33V32H223ZM11 34V33H10ZM21 34V33H20ZM31 34H34V33H31ZM63 34V33H62ZM62 34H60V35H62ZM113 34H115V32L113 33ZM117 34H115V36H117ZM125 34V33H124ZM130 34V33H129ZM136 34V33H135ZM138 34H137V36H136V38L138 37ZM212 34V35H211ZM15 35H16V33H15ZM30 35V34H29ZM29 35H27V36H29ZM55 35V34H54ZM90 37H92L93 38V36H97V35H94V33H92V36L90 35V34H88ZM88 35H86V36H88ZM122 34H120V36H121ZM140 35H142V33L140 34ZM144 35V34H143ZM147 35H150V34H147ZM164 35H166V34H164ZM170 35V34H169ZM166 36L167 37V40L170 38V36ZM191 35V34H190ZM207 35V36H208ZM4 36V35H3ZM16 36H18V34L16 35ZM22 36V35H21ZM100 36V37H99ZM98 37L99 38H97V40L99 39V41H98V44H100L101 42H100V39L102 40L103 38V36H105L104 34L102 35V37H101V34L99 35ZM107 36V35H106ZM114 35L112 36V38L113 37H115ZM120 36H118V37H120ZM161 36V35H160ZM174 36V35H173ZM172 36V37H173ZM184 36V35H183ZM216 36V35H215ZM220 36V35H219ZM222 36V35H221ZM4 37H6V36H4ZM12 37V36H11ZM11 37H9V35H8V38H11ZM32 37V36H31ZM34 38H35V36H33ZM36 37H37V35H36ZM80 37V38H79ZM85 37V36H84ZM124 37V39L123 40H125V36H122V38ZM184 37H186V36H184ZM204 37H203V39H204ZM0 38H2V37H0ZM19 37H17V39H18ZM20 38H22V37H20ZM27 38V37H26ZM54 38H56V36L54 37ZM62 38V37H61ZM63 38H62V40H63ZM79 38V39H78ZM86 38V37H85ZM107 38H108V36H107ZM112 38L110 39V38H108V39H110L111 40V42L112 43H114V39L112 40ZM121 38V39H122ZM132 38H134L133 36H132ZM141 38V37H140ZM142 38H143V36H142ZM147 38H149V37H147ZM161 38H162V36H161ZM215 38V37H214ZM13 39V38H12ZM12 39H10V40H12ZM15 39H16V37H15ZM15 39H13V43L16 41ZM30 39H33V38H30ZM29 39V40H30ZM58 39H59V37H58ZM87 39H90V38H87ZM138 39H139V37H138ZM145 39H146V37H145ZM156 39V38H155ZM4 40V39H3ZM83 40V39H82ZM92 40V39H91ZM90 40V41H91ZM133 40V39H132ZM136 40V39H135ZM134 40V41H135ZM186 40V39H185ZM206 40V39H205ZM33 41V40H32ZM42 41V40H41ZM74 41H72V42H74ZM80 41V40H79ZM96 41V40H95ZM137 41H140V40H137ZM2 42V41H1ZM25 42H27L26 40H25ZM35 42V41H34ZM53 42V41H52ZM61 42V41H60ZM83 42V41H82ZM81 41L79 42V43H82ZM105 42H106V40H105ZM105 42H102V43H104V44H102L103 46L107 43H105ZM111 42H109V43H111ZM116 42V41H115ZM125 42V41H124ZM143 42V41H142ZM154 42L156 43V41L154 40ZM199 42V41H198ZM55 44V47H56V49H57V46L59 47V46H61V45H59L58 44V42H57V40H56V42H54ZM67 43V42H66ZM79 43H77V45L79 44ZM89 43V42H88ZM88 43H86L87 44V46H88ZM109 43H108V45L106 44V46L107 47H111V46H113V48H114V50H115V46L114 45H112L111 44V46H109ZM122 43H123V41H122ZM141 43V42H140ZM11 44V43H10ZM36 44H37V42H36ZM46 44V43H45ZM61 44V43H60ZM64 44H65V42H64ZM64 44H62V45H64ZM97 44V43H96ZM95 43H93V46L94 45H96ZM97 44V45H98ZM117 44V43H116ZM124 45H126L125 43H123ZM134 44L137 46L138 44L137 43H135L134 42ZM17 45H19V44H17ZM25 45H28V44H25ZM73 44H69V46H71V47H73L74 48V46H72ZM80 45V44H79ZM85 45V44H84ZM96 45V46H97ZM101 45V44H100ZM101 45V46H102ZM120 45V44H119ZM134 45V46H135ZM140 45V44H139ZM138 45V46H139ZM154 45V44H153ZM156 45H157V43H156ZM211 45V44H210ZM4 46V45H3ZM10 46V45H9ZM38 46H39V44H38ZM52 46V45H51ZM66 46V47H65ZM82 46H83V43H82ZM100 46V47H101ZM28 47V46H27ZM37 47V46H36ZM68 46H67V44L66 45H64V47L63 48H58V50H56V51H59V50H65V48H67ZM95 47V46H94ZM94 47H92L93 48V50H91V52L93 51V53H91V54H94L95 52H94ZM99 47V46H98ZM99 47V48H100ZM119 47V46H118ZM120 47H121V45H120ZM150 47V46H149ZM5 48V47H4ZM12 48V47H11ZM10 48V49H11ZM28 48H31V47H28ZM27 48V49H28ZM48 48V47H47ZM75 48H76V46H75ZM99 48H98V50H97V52L99 51ZM101 48H103V47H101ZM116 48H117V46H116ZM122 48H123V46H122ZM121 48V49H122ZM133 48V47H132ZM0 49H1V47H0ZM6 49V48H5ZM26 48H25V52H26V50H27ZM32 49H34V48H32ZM36 49V48H35ZM45 49V48H44ZM69 49H70V47H69ZM84 49V48H83ZM106 49V48H105ZM111 49V48H110ZM119 49V48H118ZM118 49L116 50L117 51V53L118 52H120V49H119V51H118ZM136 49V48H135ZM151 49V48H150ZM159 49V48H158ZM169 49V48H168ZM2 50V49H1ZM20 50V49H19ZM51 50V49H50ZM71 50V49H70ZM74 50V49H73ZM89 50V49H88ZM96 50V49H95ZM101 50V49H100ZM112 50V49H111ZM110 50V51H111ZM147 52L149 51L148 49H145ZM170 50V49H169ZM178 50V49H177ZM2 51H5V50H2ZM66 51V50H65ZM64 51V52H65ZM76 52L75 53H77V48H76V50H75ZM80 51V52H79ZM78 52H79V55L81 56L82 55V53L81 52H83L84 50H79ZM86 51H87V49H86ZM108 51H109V48H108ZM123 51H126V47H125V50H123ZM122 51V53L124 54V52ZM160 51V50H159ZM28 52V51H27ZM30 52V51H29ZM67 52V51H66ZM65 52V53H66ZM70 52V51H69ZM68 52V53H69ZM74 52V51H73ZM96 52V53H97ZM101 52V51H100ZM107 52V51H106ZM135 52H137V51H135ZM156 52V51H155ZM167 52V51H166ZM7 53H9V50H8V52ZM10 53H11V50H10ZM23 53V52H22ZM44 53V52H43ZM49 53V52H48ZM53 53H56V52H53ZM59 53H61V52H59ZM59 53H57V54H59ZM63 53V52H62ZM61 53V54H62ZM81 53V54H80ZM84 53V55L85 54H89V53H85V52H83ZM95 53V54H96ZM109 53V52H108ZM107 53V54H108ZM121 53V52H120ZM169 53H171L172 54V52H169ZM262 53V52H261ZM1 54V53H0ZM4 54V53H3ZM56 54V55H57ZM60 54V55H61ZM72 54V53H71ZM71 54H69L70 56H71ZM91 54H89L90 56H91ZM94 54V55H95ZM103 54V53H102ZM115 54V53H114ZM113 54V55H114ZM119 54V53H118ZM132 54H133V56H134V51H133V53L131 52V49H130V51H127L124 55L126 56V60L128 61V59L130 60L131 59V57H132ZM148 54V53H147ZM149 54H150V52H149ZM160 54V53H159ZM2 55V54H1ZM7 55H11V54H7ZM20 55V54H19ZM22 55V54H21ZM44 54H42V56H41V54H40V59L41 60H36V62L34 63V62H32L31 61V59H29V60H27V61H25L24 62V66L26 67V69H29L30 70V66L32 65V69L31 70H33V69H40V71H44L45 69H42V67L44 66V62H45V60L44 59H46L44 56H43ZM55 55V54H54ZM89 55H87V56H89ZM96 55H98V53L96 54ZM99 55H100V57H99ZM99 55H98V57H99V59H97V60H100V58H101V53H99ZM109 55V54H108ZM113 55H111V56H113ZM120 55V54H119ZM118 55V56H119ZM245 55H247V54H245ZM47 56H53L52 55V52L50 53V55H48L47 54ZM57 56H59V55H57ZM64 56H65V54H64ZM68 56V55H67ZM117 56V55H116ZM123 56V55H122ZM140 56H142V54L140 55ZM212 56V55H211ZM214 56V55H213ZM218 56V55H217ZM32 57V56H31ZM34 57H35V55H34ZM42 57L44 58L43 60H42ZM61 57H63V56H61ZM72 57H73V55H72ZM93 57V56H92ZM104 57H107V56H104ZM110 57V56H109ZM114 57V56H113ZM154 57V56H153ZM221 57V56H220ZM217 58V57H215V58H217L216 60H215V62H214V60H212V62H214L211 66L213 67L212 69H213V74L212 73H210V74H212L213 75V77H212V80H211V84H212V86L215 88L216 86H219L220 88H222L223 86H224V82L226 83V81L227 80H230V82H231V85H229L228 84V82L226 83V84H228V86L230 87V86H232V84L233 85H235L236 83H238V81L236 82V78L238 77L236 74L237 73H240L241 74V76H243V77H246V78H248L247 80H246V82H245V80L242 82V87H239V86H236V88H237V90L240 92V94L242 95L240 98H238V99H230V98H232V97H230L229 98V93L228 94H226L224 97H221L220 98V96H218L216 99H214L213 101H211V106L213 107V108H216V110H218L217 112L218 113H220V112H225V114H226V116H228V115H232V113H234V118L232 117V116H229V117H227L225 120H224V123H222L221 125H224V126H222L221 128H226L227 129V127H228V129L230 130V131H233V132H237V131H240L238 128H240L241 126H242V124H241V126H236V124H232V126H230V125H226L225 123L226 122H229V124L230 123H232L234 120H237V119H239V120H242V122H243V119L245 118V120H246V118H248V122L249 123H254V122H256L257 120H264V118L262 117V113H263V115H264V80H263V77H262V73H258V69H262V66L260 67V65L255 61V60H253V59H251V61H249L248 60V58H242V56H240V59H238L239 57L237 56L236 58L235 57H231V58H233V59H228V57H227V59H223V57H221V58ZM0 58H2V57H0ZM10 58H12L13 59V56H11ZM29 58V57H28ZM33 58V57H32ZM66 57H64L63 59H65ZM71 58V57H70ZM83 58V57H82ZM97 57H93V59H96ZM132 58H134V57H132ZM141 58V57H140ZM147 58V57H146ZM152 58V57H151ZM155 58V57H154ZM154 58H152V59H154ZM157 58H158V56H157ZM214 57H213V59H215ZM230 58V57H229ZM5 59V58H4ZM3 59V60H4ZM49 59H50V57H49ZM60 59V58H59ZM62 59V60H63ZM81 59V58H80ZM85 60H87L86 58H84ZM104 59H106V58H104ZM103 59V60H104ZM114 59H116V57L114 58ZM119 59V58H118ZM135 59V58H134ZM133 59V60H134ZM142 59V58H141ZM242 59V60H241ZM258 59V58H257ZM48 60V59H47ZM52 60V62H53V60H55V58H52L51 59ZM68 60V59H67ZM70 61H71V59H69ZM83 60V59H82ZM90 60V59H89ZM88 60V61H89ZM124 61H125V59H123ZM142 60H145V58L144 59H142ZM192 60V59H191ZM58 61V60H57ZM60 62H61V59L59 60ZM91 61V63L93 62L92 60H90ZM89 61V62H90ZM96 61V60H95ZM112 61V60H111ZM114 61V60H113ZM112 61V62H113ZM119 61V60H118ZM254 61V62H253ZM19 63H20V61H18ZM30 62V63H29ZM46 62H50V61H46ZM73 62V61H72ZM75 62V61H74ZM76 62H78V61H76ZM75 62V63H76ZM83 62V61H82ZM81 62V63H82ZM86 62V61H85ZM89 62H87L88 64H89ZM104 62H105V60H104ZM109 62V61H108ZM117 62V59H116V61H115V63ZM126 62V61H125ZM134 62H136V61H134ZM134 62H132V64L134 63ZM143 62V61H142ZM196 62V61H195ZM256 62V63H255ZM259 62V61H258ZM6 63H7V61H6ZM10 63H14V62H10ZM54 63V62H53ZM70 63V62H69ZM80 63V64H81ZM97 63V62H96ZM106 63H107V60H106ZM105 63V64H106ZM114 63V64H115ZM119 63H121V62H119ZM127 63V62H126ZM130 63V62H129ZM144 63H145V61H144ZM147 63V62H146ZM210 63V62H209ZM262 63V62H261ZM41 64V65H40ZM49 64V63H48ZM60 64V63H59ZM68 64V63H67ZM79 64V65H80ZM93 64V63H92ZM98 64L100 65L101 63H97L96 65H97V67H96V65H95V67H96V69L98 68ZM110 64V63H109ZM112 64V66H113V63H111ZM124 63L122 62V64H120V65H123ZM140 64H142V63H139V65ZM152 64H153V62H152ZM155 64V63H154ZM154 64L153 65H149L150 67H152V66H154ZM211 64V63H210ZM15 65V64H14ZM13 65V66H14ZM19 65V64H18ZM51 65V64H50ZM94 65V64H93ZM117 65V64H116ZM115 65V66H116ZM119 65V64H118ZM144 65V64H143ZM163 65V64H162ZM162 65H161V67H162ZM205 65V64H204ZM2 66V65H1ZM3 66H5L4 65V63H3ZM61 66V65H60ZM64 66V65H63ZM66 66H69V65H66ZM66 66H64V68H62V69H64L65 70V67ZM74 65H72V67H73ZM77 66H78V63H77ZM76 66V67H77ZM86 66H87V64H86ZM85 66V67H86ZM91 66V65H90ZM101 66H103V61H102V65ZM111 66V65H110ZM109 66V67H110ZM135 66V65H134ZM179 66V65H178ZM186 66V65H185ZM54 67V66H53ZM71 67V66H70ZM75 67V68H76ZM81 65L80 66H78L77 68H79L80 70H81ZM94 67V68H95ZM114 67V66H113ZM133 67V66H132ZM143 67V66H142ZM146 67H148L147 66V64H146ZM146 67H145V69H146ZM174 67V66H173ZM193 67V66H192ZM264 67V66H263ZM12 68V67H11ZM74 68V67H73ZM72 68V69H73ZM76 68V69H77ZM90 68V67H89ZM106 68V67H105ZM107 68H108V66H107ZM111 68V67H110ZM110 68H109V71H110ZM114 68H116V67H114ZM134 68V67H133ZM140 68V67H139ZM149 68V67H148ZM180 68H181V66H180ZM197 68H198V66H197ZM205 68H206V66H205ZM49 69V68H48ZM51 69V68H50ZM53 69H55V67L53 68ZM71 68L69 69V71H66L67 73L68 72H70V70H72ZM93 69V68H92ZM102 69V68H101ZM118 69V68H117ZM117 69H115V70H117ZM121 69H126V70H128L129 69V65H126V66H123ZM140 69H143V71L145 70L144 68H140ZM161 69H164V68H161ZM165 69H167L166 67H165ZM194 69V68H193ZM196 69V68H195ZM207 69V68H206ZM10 70H12V69H9V71ZM18 70H19V68H18ZM30 70V71H31ZM52 70V69H51ZM57 70H61V69H58L57 68ZM66 70H67V67H66ZM79 70V71H80ZM83 70V69H82ZM82 70H81V73L80 74H82L83 72H82ZM86 70H88V69H86ZM85 70V71H86ZM95 70V69H94ZM107 70V69H106ZM133 70V69H132ZM147 70V69H146ZM155 70V69H154ZM170 70V69H169ZM264 70V69H263ZM16 71V70H15ZM23 71V70H22ZM25 71V70H24ZM30 71H28L29 73H31ZM58 71V72H59ZM73 71H78V69L77 70H73ZM72 71V72H73ZM84 71V70H83ZM98 71H99V68H98ZM120 71V70H119ZM137 71V70H136ZM181 71H182V69H181ZM184 71V70H183ZM182 71V72H183ZM191 71V70H190ZM12 72V71H11ZM10 72V73H11ZM14 72V71H13ZM47 72H48V70H47ZM49 72H52V71H49ZM56 72V71H55ZM57 72V73H58ZM62 72V71H61ZM88 72V71H87ZM86 72V73H87ZM90 72H92V71H89V73ZM95 72V71H94ZM97 72V71H96ZM108 72V71H107ZM121 72V71H120ZM123 72V71H122ZM135 72V71H134ZM145 73H146V71H144ZM168 73H169V71H167ZM172 72V71H171ZM179 72V71H178ZM185 72V71H184ZM192 72H193V70H192ZM1 73V72H0ZM9 73V74H10ZM28 73V74H29ZM45 73H46V70H45ZM75 72H73L72 74H74ZM99 73H101L100 71H99ZM118 73V72H117ZM136 73V72H135ZM143 73V72H142ZM154 73H156V72H154ZM167 73V74H168ZM180 73V72H179ZM178 73V74H179ZM22 74V73H21ZM42 74H44V73H42ZM41 74V75H42ZM47 74V73H46ZM49 75H50V73H48ZM47 74V75H48ZM52 74V73H51ZM61 74V73H60ZM69 74V73H68ZM67 74V75H68ZM77 74H79V73H77ZM84 74V73H83ZM88 74V73H87ZM87 74H86V76H87ZM94 74V73H93ZM115 75H116V71H115V73H114ZM125 75H127L126 73H124ZM128 74H130V79H125L126 80V82H124L121 86H117L118 88H117V90H118V92L117 93H115L114 94V97H113V99L109 102V103H105V104H103L102 106H100V108L96 111V112H93V115L95 116V125L94 124H92V125H94V127H95V130H92V131H90V132H88V133H85L84 132V134H83V132H82V130H83V128L84 127H86L90 122H91V120L94 118L93 117V115H88L87 114V112H86V115L87 116H85V114H83L84 112L82 111V113L81 114H83V116L81 115V114H79V112H81V110H83V109H85V108H80V107H78V106H76L78 109L80 108V110H78L77 112H76V109L74 108L75 107V105H78V104H76L75 102V104H73V102H71V100H70V102H69V104H68V99H67V95L68 94H72V92L70 91V92H66L65 94L64 93H62V89L59 91V92H61V93H57V89H56V91H55V93H51V91H52V89L51 88H55V87H53L54 86V84H53V79L51 78L53 75H54V72H53V74H52V76H47V77H50V79H52L53 81L51 82V80H50V84L49 85H52L53 84V86L51 87V88H49V85H48V88L51 90H49L48 88V91H50L48 94H45L44 93V91H43V87L41 86V89L38 87L37 88V94H35V98L34 99H36L37 100V98H38V96L40 97V99H39V101L37 100V104L35 103V106H34V104H33V106H31V108H30V110H34V108H36V110L38 109H40L41 111H45L44 109H50L51 110V112H50V110L48 111V112H50V114H48L49 116L47 117V115H46V117H45V115L43 114V116H44V118H49V119H47L48 121H50V126H54L55 127V130H57V131H60L61 133L62 132H64L63 134H65V136L67 137L68 135H70L71 136V138H70V140L71 139H73L72 137H73V134L75 133V134H78L79 133V135L78 136H76V137H78L79 138V141L81 142L80 144H81V149H80V151H91V152H93V153H96L97 151H102V150H104V148L106 149V147H109V145L112 143V141H111V138H114L113 136L115 135V132L118 130V128H119V126L121 125L122 126V124L123 123H126L127 124V121H128V119H129V121H130V118L131 117H133V118H135L138 114V110H140V108H143V109H145L144 107L146 106V100L147 99H145V96L143 95V91L144 90H146L145 89V84H144V81L142 82V83H140V80L139 81H137L136 80V78L131 74V73H128ZM139 74H140V72H139ZM157 74V73H156ZM160 74H163L162 72L160 73ZM165 74H166V72H165ZM2 75V74H1ZM36 75H38L37 73H36ZM64 75V74H63ZM85 75V74H84ZM109 75V74H108ZM107 75V76H108ZM124 75V77H127V76H125ZM137 75V74H136ZM170 75V74H169ZM183 75V74H182ZM211 75V76H212ZM3 76V75H2ZM5 76V75H4ZM3 76V77H4ZM11 76H13L12 74H11ZM39 76V75H38ZM57 76V75H56ZM66 76V74L64 75V77ZM74 76V75H73ZM72 76V77H73ZM77 76V75H76ZM90 76V77H89ZM95 76V74L93 75V77ZM96 76H100V75H96ZM139 76V75H138ZM145 76H147V74L145 75ZM187 76H188V74H187ZM193 76V75H192ZM240 76V75H239ZM261 76V77H260ZM8 77H10V75L8 76ZM18 77H19V74H18ZM59 77V76H58ZM57 77V78H58ZM62 77V76H61ZM78 77H80V76H78ZM84 77V76H83ZM92 76L91 75H88V78H90V80H92V78H91ZM119 77V76H118ZM120 77H122V76H120ZM160 77V76H159ZM207 77V76H206ZM216 77V78H215ZM40 78H42V77H40ZM67 78V77H66ZM81 78V77H80ZM80 78H78V82L79 81H81L80 80ZM96 78H98V77H95V79H93L94 81H97L96 80ZM102 78V76L100 77V79ZM198 78V77H197ZM201 78V77H200ZM203 78V77H202ZM205 78V77H204ZM262 78V79H261ZM4 79V78H3ZM16 79H19V78H16ZM16 79H15V81H16ZM45 79H47V78H45ZM60 78H58V80H59ZM63 78H61V80H62ZM68 79V78H67ZM73 79H75V77L73 78ZM116 79V78H115ZM161 79V78H160ZM167 79V78H166ZM208 79H210V78H208ZM6 80H7V78H6ZM64 80V79H63ZM62 80V81H63ZM76 80V79H75ZM74 80V81H75ZM82 80H83V78H82ZM89 80V81H90ZM113 80V79H112ZM118 80V79H117ZM136 80V81H135ZM243 80V79H242ZM21 81V80H20ZM57 81V80H56ZM56 81H54V82H56ZM64 81H67L66 79L64 80ZM86 81V80H85ZM89 81L87 80V82L89 83ZM153 81V80H152ZM23 82H24V79H23ZM38 82V81H37ZM72 82H73V80H72ZM77 82V81H76ZM91 82V81H90ZM99 82V81H98ZM109 82V81H108ZM185 82V81H184ZM17 83V82H16ZM15 83V84H16ZM25 83V82H24ZM45 83H47L46 81H45ZM49 83V82H48ZM52 83V84H51ZM57 83V82H56ZM95 83V82H94ZM106 83H107V81H106ZM116 83V82H115ZM115 83H114V85H115ZM207 83H209V81L207 80ZM240 83V82H239ZM11 84V83H10ZM20 83H18V85H19ZM38 84H40L39 82H38ZM44 83H42L41 85H43ZM58 84L60 85L61 83H59L58 82ZM73 84H75V83H73ZM72 84V85H73ZM103 84V83H102ZM109 84V83H108ZM111 84V83H110ZM119 84V83H118ZM153 84V83H152ZM206 84V83H205ZM22 85V84H21ZM25 85V84H24ZM47 85V84H46ZM55 85H57V84H55ZM70 85V84H69ZM71 85V88L73 87ZM83 85V84H82ZM88 85V84H87ZM131 86L130 88H128V86ZM237 85V84H236ZM241 85V84H240ZM14 86V85H13ZM12 86V87H13ZM38 86V85H37ZM44 86H45V84H44ZM58 86V85H57ZM66 87V85L65 84H63V87ZM96 86V85H95ZM105 86H107L106 84H105ZM113 86V84L112 85H110V89H111V87ZM147 86V85H146ZM150 86V85H149ZM202 86V85H201ZM47 87V86H46ZM76 87V86H75ZM78 87H79V85H78ZM93 87H94V85H93ZM98 87V86H97ZM151 87V86H150ZM152 87H153V85H152ZM186 87V86H185ZM199 87V86H198ZM3 88V87H2ZM25 88V87H24ZM33 88V87H32ZM31 88V89H32ZM61 88V87H60ZM68 88H69V86H68ZM77 88V87H76ZM80 88V87H79ZM83 88V87H82ZM84 88H86V85H85V87ZM88 88H89V86H88ZM91 88V87H90ZM94 88H96V87H94ZM106 88V87H105ZM146 88H148V87H146ZM156 88V87H155ZM187 88V87H186ZM196 88V87H195ZM209 88H210V85H209ZM233 88V87H232ZM10 89V88H9ZM30 89V88H29ZM34 89V88H33ZM45 89V88H44ZM81 89V88H80ZM80 89H74V91L73 92H75V91H80ZM93 89V88H92ZM199 90H200V88H198ZM201 89H202V87H201ZM7 90V89H6ZM55 89H53V91H54ZM66 90H69V89H67L66 88ZM65 90V91H66ZM82 90V89H81ZM84 90V89H83ZM88 90V89H87ZM112 90V89H111ZM148 90V89H147ZM152 90V93H153V89H151ZM150 90V91H151ZM156 90V92H160V91H158L157 90V88L155 89ZM205 90V89H204ZM207 90V89H206ZM236 90V91H237ZM85 91V90H84ZM83 91V92H84ZM113 91H115V90H112V93H113ZM149 91V92H150ZM197 91V90H196ZM196 91H195V93H196ZM78 92H75V93H78ZM87 92V91H86ZM93 92V91H92ZM127 92H129L128 94H127ZM145 92V91H144ZM148 92V91H147ZM194 92V91H193ZM200 92V91H199ZM198 92V93H199ZM228 92V91H227ZM2 95H4L3 94V92H0ZM46 93H47V91H46ZM80 93V92H79ZM78 93V94H79ZM107 93V92H106ZM152 93H150V94H152ZM77 94V96L79 97V95ZM87 94H88V92H87ZM91 94H93V93H90V95ZM96 94V93H95ZM125 94V95H124ZM127 94V95H126ZM154 94H155V91H154ZM153 94V95H154ZM168 94V93H167ZM7 95V94H6ZM86 95V93L84 94V97H86L85 96ZM94 95V94H93ZM93 95H92V97H93ZM97 95H99V94H97ZM123 95H124V97H126V99L127 100H125V98L122 100V97H123ZM156 95V94H155ZM163 95V94H162ZM5 96V95H4ZM3 96V97H4ZM70 96V95H69ZM75 96H76V94H75ZM87 96H89V95H87ZM107 97H108V94L106 95ZM152 96V95H151ZM150 96V97H151ZM175 96V95H174ZM183 96V95H182ZM181 96V97H182ZM195 96H197V94L195 95ZM222 96H223V94H222ZM2 97V98H3ZM72 96H70V98H71ZM95 97V96H94ZM93 97V98H94ZM98 97V96H97ZM103 97H105V96H103ZM158 97V96H157ZM193 97V96H192ZM8 98V97H7ZM80 98V97H79ZM79 98H78V100H79ZM82 98V97H81ZM81 98H80V100H81ZM88 99H90L91 97H87ZM100 98V99H99ZM97 100H101L102 98H101V96L99 97ZM156 98V97H155ZM175 98V97H174ZM178 98V97H177ZM198 98V97H197ZM10 99V98H9ZM67 99V100H66ZM105 99V98H104ZM106 99H108V98H106ZM106 99H105V101H106ZM162 99V98H161ZM192 99V98H191ZM200 99V98H199ZM3 100H5V99H3ZM74 100V98H72V101ZM82 100H83V98H82ZM86 100V98L84 99V101ZM156 100V99H155ZM34 101V100H33ZM50 101L51 102H53L54 101V103H52V106H51V104H50ZM91 101V100H90ZM198 101V100H197ZM5 102V101H4ZM22 102V101H21ZM99 102V101H98ZM231 103V105H230V103ZM30 103V102H29ZM78 103H81V101H79ZM83 103H85V106H88V103H89V101H88V103H87V105H86V102H83ZM83 103H81V104H83ZM91 103H92V101H91ZM95 103V102H94ZM102 103H103V101H102ZM102 103H99L100 105L102 104ZM150 103V102H149ZM160 103V102H159ZM31 104V103H30ZM72 104V105H71ZM151 104H153V103H151ZM167 104V103H166ZM53 105H54V107H53ZM71 105V106H70ZM80 105V104H79ZM84 105V104H83ZM82 105V106H83ZM90 105V104H89ZM147 105H148V103H147ZM162 105H163V103H162ZM0 106H2V105H0ZM5 106V105H4ZM91 106H93V105H91ZM154 106V105H153ZM156 106V105H155ZM6 107V106H5ZM25 107V106H24ZM150 107H151V105H150ZM159 107V106H158ZM164 107H166L167 108V106L165 105ZM188 107H190V106H188ZM187 107V108H188ZM29 108V107H28ZM88 108V107H87ZM92 108V107H91ZM94 108H96V107H94ZM155 108V107H154ZM224 108V109H223ZM3 109V108H2ZM43 109V110H42ZM74 109H75V113L77 114H79V115H81L80 117L79 116H77L73 111H74ZM163 109V108H162ZM207 109V108H206ZM92 111H93V108L91 109ZM148 110H149V108H148ZM151 110H153V108L152 109H150V111ZM182 110V109H181ZM21 111V110H20ZM85 111H86V109H85ZM28 112H29V109H28ZM28 112H26V113H28ZM33 112V113H32ZM30 111V113L31 114H34V111ZM36 112V111H35ZM42 112V113H43ZM88 112H90V110L88 111ZM177 113H178V111H176ZM30 113H28V114H30ZM36 113H40V111L39 112H36ZM35 113V114H36ZM42 113H40V114H38V115H40L41 116V114ZM45 113V112H44ZM141 113H142V111H141ZM190 113V112H189ZM23 114H25V113H23ZM102 114V117L100 116ZM135 114H137L135 117H134V115ZM142 114H144V111H143V113ZM150 115H151V113H149ZM222 114H224V113H222ZM221 115V114H220ZM20 116V115H19ZM24 116H27L26 114L24 115ZM177 116V115H176ZM217 116H219V115H217ZM222 116V115H221ZM1 117V116H0ZM16 117V116H15ZM30 117V116H29ZM29 117H26V118H29ZM35 117V116H34ZM33 116L31 117V121L33 120L32 118H34ZM39 117V116H38ZM89 117V118H88ZM93 117V118H92ZM138 117V116H137ZM136 117V118H137ZM170 117V116H169ZM2 118V117H1ZM21 119L22 118H24V117H20ZM139 118V117H138ZM220 118V117H219ZM218 118V119H219ZM11 118H9V120H10ZM36 119H38L37 117H36ZM39 119H40V117H39ZM38 119V120H39ZM218 119H216V120H218ZM1 120V123L3 122V120L2 119H0ZM46 120V119H45ZM44 120V121H45ZM11 121V120H10ZM31 121H28L29 122V124H30V122ZM93 121H94V119H93ZM92 121V122H93ZM12 122V121H11ZM38 122V121H37ZM47 121H45V123H46ZM132 122H133V120H132ZM0 123V124H1ZM4 123V122H3ZM3 123L1 124L2 125V127H3ZM6 123V122H5ZM33 123V122H32ZM35 123H36V121H35ZM34 123V124H35ZM38 123H40V122H38ZM129 123V122H128ZM7 124H9V123H7ZM13 124V123H12ZM17 124V123H16ZM16 124H14V125H16ZM18 124H19V122H18ZM22 124V123H21ZM26 124H28V123H26ZM26 124L24 125V126H26ZM47 124V123H46ZM45 124V125H46ZM134 124V123H133ZM133 124H131V125H133ZM243 124H245V122H243ZM37 125V124H36ZM48 126H49V124H47ZM131 125H130V127H131ZM246 125V124H245ZM248 125V124H247ZM19 127L21 126L20 124L18 125ZM23 126V125H22ZM33 126V125H32ZM125 126V128H126V125H124ZM128 126V125H127ZM11 127V126H10ZM13 127H15V126H13ZM29 127V126H28ZM129 127V128H130ZM243 127V126H242ZM5 128V127H4ZM16 128H18L17 126H16ZM15 128V129H16ZM34 128V127H33ZM33 128H32V130H33ZM37 128V127H36ZM35 128V129H36ZM41 128H43L42 126H41ZM40 128V129H41ZM49 128V127H48ZM87 128V127H86ZM85 128V129H86ZM89 129H90V127H88ZM121 129L123 128V126L122 127H120ZM128 128V129H129ZM0 129H2V128H0ZM9 129L10 128H8L7 130L9 131ZM14 128H13V131L15 130ZM20 129V128H19ZM23 129H25V127L23 128ZM51 129H52V127H51ZM84 129V130H85ZM92 129H93V127H92ZM212 129V128H211ZM3 130V129H2ZM5 130V129H4ZM22 130V129H21ZM25 130H29V129H25ZM31 130V131H32ZM36 130H39L38 128L36 129ZM36 130H33V132L35 133L36 132ZM48 130V129H47ZM148 130V129H147ZM146 130V131H147ZM183 130V129H182ZM188 130V129H187ZM222 130V129H221ZM243 130V129H242ZM241 130V131H242ZM16 131V130H15ZM41 131V130H40ZM44 131V130H43ZM43 131L41 132V134L43 133ZM50 131V129L48 130V132ZM124 131V130H123ZM126 131H127V129H126ZM136 131V130H135ZM139 131V130H138ZM186 131V130H185ZM20 132H22L23 133V130L22 131H20ZM59 132V133H60ZM118 132V131H117ZM140 132V131H139ZM188 132V131H187ZM215 132H218V127H216L215 128ZM232 132V133H233ZM3 133L5 134V131H3ZM2 133V134H3ZM7 133V132H6ZM10 133H12V128H11V132H9V134L7 133V135L8 136H10L11 134ZM19 133V132H18ZM21 133V134H22ZM28 133V132H27ZM32 133V132H31ZM34 133H32L33 135H31V136H35V134ZM53 129H52V135H53ZM58 133V132H57ZM119 133V132H118ZM120 133H122V132H120ZM147 133V132H146ZM185 133V132H184ZM231 133V134H232ZM238 133V132H237ZM237 133H235L236 135H237ZM240 133V132H239ZM239 133H238V136H239ZM13 134H14V132H13ZM20 133H19V137H21L22 135H21ZM37 134V133H36ZM38 134H39V132H38ZM40 134V135H41ZM74 134V135H75ZM134 134H137L136 132L134 133ZM133 134V135H134ZM141 134H143V133H141ZM145 134V133H144ZM210 134H212V136L214 135L213 134V132L212 133H210ZM210 134H209V136H210ZM218 134H220L219 132H218ZM234 133H233V135H235ZM16 135V134H15ZM21 135V136H20ZM24 135H26V133L24 134ZM28 136H29V138L31 139V137H30V135L29 134H27ZM43 136H41L42 138H45L44 137V133L42 134ZM47 135H49L48 133H47ZM235 135V137H237L236 139H238V136H236ZM27 136V137H28ZM46 136V135H45ZM54 136H56V135H54ZM138 136V135H137ZM145 136H146V134H145ZM144 136V137H145ZM210 137V138H214V136L213 137ZM0 137H4V135L3 136H0ZM36 137V136H35ZM34 137V138H35ZM47 137V136H46ZM57 137H58V134H57ZM63 137H64V135H63ZM75 137V138H76ZM133 137V136H132ZM143 137V138H144ZM148 137V136H147ZM9 138V137H8ZM23 139H24V136L22 137ZM37 138V137H36ZM39 138V137H38ZM52 138H54V137H52ZM52 138H50V139H52ZM58 138H61L60 136L58 137ZM58 138H56V139H58ZM68 138V137H67ZM134 138H137L136 137V135H135V137ZM234 138V137H233ZM232 138V139H233ZM2 139V138H1ZM0 139V140H1ZM16 139V138H15ZM17 139H18V137H17ZM16 139V140H17ZM22 139V140H23ZM46 139V138H45ZM55 138H54V141H56V142H59V141H57ZM63 139V138H62ZM122 139V138H121ZM139 139H142V135H140V137H139ZM146 139V138H145ZM144 139V140H145ZM150 138H148V140H149ZM9 140V139H8ZM7 140V141H8ZM21 140V139H20ZM21 140V141H22ZM41 140V139H40ZM60 140V139H59ZM68 140V139H67ZM67 140H65V144H66V141ZM70 140H68V141H70ZM76 140V139H75ZM113 140V139H112ZM151 140V139H150ZM234 140V139H233ZM10 141V140H9ZM12 141H15L14 140V137H13V140ZM31 141H32V139H31ZM34 141V140H33ZM43 141V140H42ZM111 141V142H110ZM116 141V140H115ZM115 141H113V143L115 142ZM141 140H139V142H140ZM236 141V140H235ZM238 141V140H237ZM4 142V141H3ZM6 142V141H5ZM29 142V141H28ZM49 142H50V140H49ZM110 142V143H109ZM136 139H135V144H136ZM138 142V144H140ZM142 142H143V139H142ZM228 142V141H227ZM242 142V141H241ZM0 143H1V141H0ZM15 143H16V141H15ZM17 143H18V140H17ZM22 144H23V142H21ZM30 143V142H29ZM34 143H36L35 141H34ZM34 143L32 144V143H30L31 145H33L34 146ZM43 143H45V142H43ZM55 143V142H54ZM240 143V142H239ZM10 144V143H9ZM22 144H21V146H22ZM37 144V143H36ZM46 144V143H45ZM50 145L51 144H53V142L51 141V143H49ZM48 144V145H49ZM58 146L59 145H61V144H59V143H56ZM64 144V145H65ZM67 144H68V142H67ZM76 144H78V141H77V143ZM116 144V143H115ZM115 144H113V146H115ZM137 144V145H138ZM143 144V143H142ZM147 144V143H146ZM18 145V144H17ZM24 145H26V143L24 144ZM23 145V146H24ZM31 145H29V146H31ZM47 145V144H46ZM70 145H71V141H70ZM130 145H131V143H130ZM148 146H150L149 144H147ZM238 145V144H237ZM4 146V145H3ZM5 146H7V144H5ZM11 146H13L12 148H14L15 146H14V144H12ZM22 146V147H23ZM36 146V145H35ZM42 145L40 144V146L38 145V146H36V147H41ZM52 147L53 146H55L54 144L53 145H51ZM57 146V149L56 150H53L54 148H52V147H47L48 148V150H46V152H45V149H41L40 148V150L39 151H37L36 152V154H30L29 156H32L31 158H28L26 155L24 156L25 158L24 159H26V157L28 158L27 159V161H28V163L31 165V164H33V165H31L32 167H29V169H28V171H29V174L27 175V174H24L23 176H20L21 178H19L18 179V183H17V185H16V187H14L13 189H12V194L10 195V197H9V199L7 200V204H6V206H4L3 208H0V214H6L5 216H7V217H9V218H18V219H30V218H33V211H34V209H33V206L36 204L35 202L36 201H38V198H39V201H40V198L42 199L43 197H41V195H42V193L40 192V190L42 189V191H43V189L45 190V189H49V191H50V189L52 188V187H54L55 185H57V189H59L58 187H60V190L63 188L62 186H67V185H69L70 187L71 186H73V188L74 187H76V190H75V192H74V194H73V196L69 199V202H70V204H71V206L73 207V208H75L77 205H76V203L78 202V201H80V200H82L85 204H88V205H90L92 208L94 207V209H93V213H92V211L90 212V213H85V211H84V213H82V214H84V215H82L81 214V216H82V219L84 218V220L86 219V221H84V225L86 226V228H88V227H94V225L96 226V228H97V225H99V224H105V223H109V225L111 224V227L112 228H109L108 227V232H105V234L103 235V237L104 238H108L109 239V241H111L112 243H114V244H116L115 242H116V240H118V239H120V237L118 238V236H119V234H120V232L121 231H118V230H121L118 226H120V225H123V224H125V221L124 220H126V219H122L121 220V222H120V224L118 223L119 222V220H118V222H117V220H116V224H115V222H114V224L113 223H111V220H110V218H108L106 215H105V212H106V209H105V211L103 212L101 209H100V203L101 202H103V201H109V198L108 197H104V198H100L99 197V195H98V191H97V188L94 186V185H91V187H90V185H85V181H86V179H88L87 178V176H89L90 174H93V172H89L88 171V169H86L85 168V165H81V164H79V162L80 161H77V164H79V165H70L71 163H69L68 165L67 164H65L64 162H61V157H62V155L66 152V150H64L65 152L64 153H62L63 152V150L62 151H58V150H60L59 149V147ZM62 146V145H61ZM60 146V148H64V146L63 147H61ZM67 146H69V145H67ZM75 146V145H74ZM77 146V145H76ZM249 146V145H248ZM1 147H2V145H1ZM1 147H0V150H1ZM8 147V149L10 148V146L8 145L7 146ZM7 147H4V149L5 148H7ZM26 147H28V145H26ZM71 147V146H70ZM132 147H134L133 146V144H132ZM198 147V146H197ZM34 148V147H33ZM52 148V149H51ZM56 148V147H55ZM114 148V147H113ZM116 148V147H115ZM236 147H234V149H235ZM250 148V147H249ZM15 149V148H14ZM14 149H10V150H14ZM38 149V148H37ZM111 149V148H110ZM134 149V148H133ZM132 149V150H133ZM139 149V148H138ZM141 147H140V151H141ZM237 149V148H236ZM2 150H3V148H2ZM1 150V151H2ZM16 150V149H15ZM33 150V149H32ZM35 150H36V148H35ZM72 149H70V151H71ZM79 150V149H78ZM130 150V149H129ZM137 150V149H136ZM197 150V149H196ZM6 151H7V149H6ZM6 151L4 152L3 151V153H2V156H3V154L4 153H6ZM52 151H58V152H52ZM106 151V150H105ZM134 151V150H133ZM137 151H139V150H137ZM176 151H177V149H176ZM247 151V150H246ZM13 152H16V151H13ZM17 152H19V151H17ZM17 152H16V154H17ZM30 152V151H29ZM130 152V151H129ZM135 152V151H134ZM24 153V152H23ZM22 153V154H23ZM28 153V152H27ZM71 152H69L68 154H70ZM74 153V152H73ZM77 153V152H76ZM83 153V155L81 156V154ZM81 154H79V158L80 159H82L81 157H83L84 156V153H85V156H88L89 157V155H90V153H89V155H86V152H82ZM102 153H103V151H102ZM102 153H100V154H102ZM109 153V152H108ZM108 153L107 154H105V155H108ZM122 153H124V152H122ZM130 153H132V152H130ZM129 153V155H131ZM232 153V152H231ZM13 154V153H12ZM12 154H10L9 153V155H11L12 156ZM15 153H14V156L16 155ZM21 153H19V155H20ZM57 154V156H55L54 157V155H56ZM68 154H66V155H68ZM175 154V153H174ZM244 154V153H243ZM243 154H242V156H243ZM8 155V156H9ZM18 154L16 155V156H19ZM72 155V154H71ZM103 155V154H102ZM226 155V154H225ZM4 156H6V155H4ZM15 156V157H16ZM76 156V155H75ZM77 156H78V154H77ZM76 156V158H78ZM92 156V155H91ZM90 156V157H91ZM96 156V155H95ZM120 156L122 157V156H124V154L123 155H121L120 154ZM150 156H152V155H150ZM203 156V155H202ZM231 156V155H230ZM21 157V156H20ZM19 157V158H20ZM71 157V156H70ZM87 157V158H88ZM89 157V158H90ZM128 157V156H127ZM155 156H153L152 158H154ZM174 157V156H173ZM13 158V162H14V157H12ZM11 158V159H12ZM16 158H18V157H16ZM69 158V157H68ZM68 158H66L67 159V162L69 161V159ZM75 158V159H76ZM85 158V157H84ZM83 158V159H84ZM103 158H105V157H103ZM181 158H182V156H181ZM4 159H5V157H4ZM9 159V161L11 160L10 158H8ZM21 159V158H20ZM102 159V158H101ZM111 159H113L112 157H111ZM122 159H124V157L123 158H121V160ZM74 160V159H73ZM85 160H87V162L89 161L88 159H86L85 158ZM94 161H95V159H93ZM92 160V161H93ZM120 159L117 157V159H113V162L114 163H116V162H118ZM149 160V159H148ZM6 161H8V160H6ZM15 161H16V159H15ZM82 161V160H81ZM123 161V160H122ZM21 162V161H20ZM26 162V161H25ZM70 162V161H69ZM86 162V161H85ZM86 162V163H87ZM232 162V161H231ZM81 163V162H80ZM3 164V163H2ZM20 164V163H19ZM118 164V163H117ZM188 164V163H187ZM186 163H185V165H187ZM191 164V163H190ZM189 164V165H190ZM194 163H192V165H193ZM4 165L5 164H3V167H4ZM99 165V164H98ZM113 165V164H112ZM116 165V164H115ZM189 165H187V167H185L186 169L187 168H189L190 169V171L192 172V170L193 169H191V168H193L194 166H196L195 164L193 165V167H188ZM258 165H260V164H258ZM1 167H2V165H0ZM100 166V165H99ZM105 166V165H104ZM107 166H109V165H107ZM107 166H105V167H107ZM111 166V165H110ZM175 166V165H174ZM11 167H13L12 165H11ZM93 166H91V168H92ZM118 168H119V165L117 166ZM116 167V169H118ZM5 168V167H4ZM4 168H2V170L4 169ZM154 168V167H153ZM182 166H180V167H177V168H175L176 170H179V172H176V173H180V170H182ZM85 169H86V171L88 172H86L85 171ZM90 169V168H89ZM167 169V168H166ZM185 169V170H186ZM6 170H7V168H6ZM8 170H11L10 168H8ZM17 170V169H16ZM126 170H127V168H126ZM129 170V169H128ZM127 170V171H128ZM136 170V169H135ZM188 170V169H187ZM204 170V169H203ZM101 171H102V169H101ZM117 171V170H116ZM166 171H169V170H166ZM4 172H6V171H4ZM3 171H2V173H4ZM8 172V171H7ZM15 172V171H14ZM189 173V171H186V173ZM256 172H257V169H256ZM9 173H10V171H9ZM21 173V172H20ZM106 173V172H105ZM117 173V172H116ZM168 173V172H167ZM173 173V172H172ZM1 174V173H0ZM165 174V173H164ZM2 175V174H1ZM5 175V174H4ZM99 175H101L102 176V174H99ZM178 175V174H177ZM11 176V175H10ZM112 176V173H111V175L110 174H108V175H106V181H108L109 180V178ZM194 176V175H193ZM173 177L175 178L176 177V174L174 173V175H173ZM178 177V176H177ZM191 177H192V175H191ZM0 178H1V176H0ZM3 178V177H2ZM125 178V177H124ZM247 178H248V175L247 174H245V173H239L238 174V178H237V180H236V182L238 183V182H240L239 183V186L241 185V187L242 186H244L243 184H241V183H243V182H246L247 181ZM7 179V178H6ZM121 179H123V177L121 178ZM156 179V178H155ZM175 179H177V178H175ZM178 179H179V177H178ZM134 180H135V178H134ZM134 180L133 181H131V182H129L128 181V183L126 184V185H123L124 183H126L125 181H127V178H125V179H123L122 181H121V183H122V185L119 187V188H116V187H113L112 188V190H110V191H108V193H107V195H109V194H111V193H113L112 195H114L115 196V199H118L117 197L118 196H122V197H132L133 198V202L135 203V204H133V203H131L130 202V206H131V209H132V211H130V218H131V220H133V222L134 223H132V225L131 226H133V229H134V227H136L135 225H137V224H139L140 226H142L143 227V230H144V232H146V231H154L155 232V234H154V237L156 238V243H157V245H158V247H157V253H156V256L154 257V258H152V259H150V258H147V257H145V256H143L144 255V249H145V246L143 245V243L142 244H139V243H141V242H137L138 244H133V243H135L134 241H136L137 239H128L127 240V242H129V243H132L131 245V248H128V249H125L123 252H115L114 253V256H113V259H112V263H110V264H121V263H123V264H165V263H168V261L170 260V259H173L174 260V262H176L177 264H251V262L248 260V258L246 257V253H245V251L243 250V249H238V247H235V239L237 238V237H239V236H241V235H243V234H246V232H248V231H253L254 229H256L257 228V226H259V225H255L254 223H251L248 219H246V214H244V210H245V207H244V205L247 203V201L245 200V197H244V192H246L247 190H249V192L250 193H252L253 191H254V189H252V187L251 186H249V188L248 187H245V189H241V191H242V193H241V191H239L238 193H236L235 195H230V196H228L226 199H225V204L223 205V206H218L217 208H216V210H215V212L212 214V215H209V216H206V217H202V218H200L198 221H193V220H190V221H185V223L187 224L188 223V227L187 228H185V230H184V233H179V231H178V229L176 228V227H172L171 229H163L160 233H156V230L158 229V227H159V225L165 220L164 218H165V214L166 215H168L167 213H165V209H166V206H167V203H163L161 200H156V205H153L154 203H152V201L151 200H153L152 199V196H150V192L148 191V189H150V188H148L147 189V186H145V185H143L142 183H135L134 182ZM116 182H117V180H116ZM4 183H5V180H4ZM153 184H155V183H153ZM0 185H3L2 183L0 184ZM69 186H67L68 188H69ZM112 186V185H111ZM150 186V185H149ZM238 186V187H239ZM246 186H248V185H246ZM55 187L53 188L54 190H56L55 189ZM62 187V188H61ZM67 187H65V188H67ZM19 188H21V190L19 191L18 189ZM64 188V189H65ZM72 188V189H73ZM243 188V187H242ZM64 189H63V191H60V192H62V194L64 193ZM238 189V188H237ZM236 189V190H237ZM53 190V191H54ZM70 190V189H69ZM153 190V189H152ZM151 189H150V191H152ZM155 190V189H154ZM154 190H153V192H154ZM52 191V190H51ZM58 191V190H57ZM56 191V192H57ZM66 191V190H65ZM156 191V190H155ZM177 191H178V188L177 187H175V188H173V191H172V193H171V198L168 200L167 199V201H168V203H173V196H172V194L174 195V193L176 194L177 193ZM235 191V188H234V190H233V192ZM47 192V191H46ZM55 192V191H54ZM159 192H160V190H159ZM41 193V194H40ZM59 192H57V194H58ZM97 193V194H96ZM27 194V195H26ZM43 194H44V192H43ZM56 194V193H55ZM60 194V193H59ZM62 194H60V195H62ZM64 194H66V192L64 193ZM70 194H71V191H70ZM22 195H24V196H22ZM38 195V196H37ZM47 195H50L49 194V192L47 193ZM160 196V195H159ZM63 197V196H62ZM61 197V198H62ZM154 197V196H153ZM155 197H156V195H155ZM192 198V197H191ZM52 199L50 198L49 199V197H47L46 198V200H41V202H38V206H40V208H42L43 207V209H46L49 205H51V201ZM208 200V199H207ZM43 201V202H42ZM175 201V200H174ZM127 202V201H126ZM185 204H184V206H185V208H186V211L185 212H187L186 214L184 213L182 216H181V218H187V216H188V214H189V208L191 207V203L189 202V200H188V198H186L185 197ZM199 202V201H198ZM202 202V201H201ZM250 202V201H249ZM121 203V202H120ZM140 203H144V206H142V212L141 213H139V211H140V209H138V207L140 208ZM56 204V203H55ZM64 205V204H66V200H64V199H60L58 202H57V205ZM115 204V203H114ZM202 204V203H201ZM36 206V205H35ZM195 206H197V205H195ZM194 206V207H195ZM111 207V206H110ZM110 207H109V210H110ZM39 208V207H38ZM203 208V207H202ZM52 209H54V208H52ZM69 209V208H68ZM86 209V208H85ZM90 209V208H89ZM112 209V208H111ZM131 209H129V210H131ZM183 209V208H182ZM198 209V208H197ZM42 210V209H41ZM56 210H58V209H56ZM92 210V209H91ZM108 210V209H107ZM126 211H127V209H125ZM195 210H196V207H195ZM43 211V210H42ZM77 211V210H76ZM79 211V210H78ZM90 211V210H89ZM45 212V211H44ZM123 212V211H122ZM129 212V211H128ZM171 212H173V211H171ZM170 212V213H171ZM175 212V211H174ZM196 212V211H195ZM53 213V212H52ZM176 213V212H175ZM174 213V214H175ZM197 213H199V212H197ZM249 213V212H248ZM54 214H56V213H54ZM53 214V215H54ZM72 214V213H71ZM111 214V213H110ZM127 214V213H126ZM142 214H146V216H145V220H143L141 217L143 216ZM172 214V213H171ZM171 214H169L170 216H171ZM179 214V213H178ZM196 214V213H195ZM38 215V214H37ZM40 215V214H39ZM80 214L78 213V216H79ZM107 215H109L108 213H107ZM168 215V216H169ZM250 215V214H249ZM41 216V215H40ZM48 216V215H47ZM78 216H76V218L78 217ZM127 216H128V214H127ZM173 216V215H172ZM63 217V216H62ZM69 217V216H68ZM113 217V216H112ZM179 217V216H178ZM250 217V216H249ZM128 218V217H127ZM167 218V217H166ZM173 218V217H172ZM50 219V218H49ZM55 219H56V217H55ZM59 219H61V218H59ZM59 219H58V221H59ZM68 219V218H67ZM81 219V220H82ZM112 219V218H111ZM140 219H142L144 222L142 223V222H140L141 220ZM175 219V216H174V218L172 219V220H174ZM46 220V219H45ZM62 220V219H61ZM76 220V219H75ZM80 220V221H81ZM113 220H114V218H113ZM130 220V221H131ZM18 221V220H17ZM16 221V222H17ZM21 221H23V220H21ZM65 221V220H64ZM83 221V220H82ZM115 221V220H114ZM127 221V220H126ZM129 221V220H128ZM24 222V221H23ZM29 222V221H28ZM40 222V221H39ZM63 222V221H62ZM73 222V221H72ZM79 222V221H78ZM167 222H170L168 219H167ZM55 223L57 224V222L55 221ZM127 223V222H126ZM171 223V222H170ZM181 223V222H180ZM17 224H19V223H16V224H14V225H17ZM20 224H21V222H20ZM46 224H47V222H46ZM60 224V223H59ZM78 224V223H77ZM79 224H81V222L79 223ZM183 224V223H182ZM62 225V224H61ZM61 225H58V226H60V227H63V226H61ZM65 225V227H66V224H64ZM129 225V224H128ZM128 225H125V226H127L128 227ZM166 225H168V224H166ZM24 226V225H23ZM57 226V227H58ZM103 226H105V225H103ZM102 226V227H103ZM117 226V227H116ZM130 226V227H131ZM169 226V225H168ZM20 228H21V226H19ZM64 227V228H65ZM70 227V226H69ZM162 227H164V226H162ZM170 227V226H169ZM183 227V226H182ZM55 228H56V226H55ZM55 228H53V229H55ZM95 228V229H96ZM100 228V227H99ZM22 229V228H21ZM25 229V228H24ZM32 229V228H31ZM94 229V228H93ZM105 228L103 227V230H104ZM131 229V228H130ZM258 229V228H257ZM34 230V229H33ZM62 230V229H61ZM126 230V229H125ZM182 230V229H181ZM13 231V230H12ZM18 231V230H17ZM32 231V230H31ZM64 231V230H63ZM86 231H87V233H90L91 232V230L88 232V229H86ZM128 231H130L129 229H128ZM27 232V231H26ZM33 232H35V230L33 231ZM41 232V231H40ZM55 232H57V230L56 231H54V232H51V230H48V240H47V242L49 241V240H54L55 241V243L52 245V246H50V245H46L44 242H42V241H40V242H42V246H40L41 248H40V251L38 252V250H37V255H39V257L41 258L42 256V254H44V253H49V251L51 250V249H54V248H56V247H58V246H60V245H58V238H57V235L55 234ZM118 232H119V234H118ZM123 232V231H122ZM10 233V232H9ZM42 233H43V230H42ZM46 233V232H45ZM58 233V232H57ZM79 233V232H78ZM93 233V232H92ZM124 233V232H123ZM142 234H143V232H141ZM125 234V233H124ZM123 234V235H124ZM140 234V233H139ZM18 235V234H17ZM39 235H41L40 233H39ZM85 235V234H84ZM89 235V234H88ZM121 235V234H120ZM127 235L129 236V233H127ZM60 236V235H59ZM86 236V235H85ZM94 236V235H93ZM127 236V237H128ZM152 236V235H151ZM40 237V236H39ZM62 237H64V235L62 236ZM66 237H68V236H66ZM79 237H81V236H79ZM79 237L76 235V234H71L68 238V245H66V246H64V249H66V250H68V252H71V253H75L76 251H80L81 252V255L82 256H84L83 258H81V261H84V262H86V257L87 256H89V255H91L92 254V250L93 249H95V246H94V244L92 243V241H91V244H82V242H81V240L79 239ZM83 237V236H82ZM137 238L139 237V235L138 236H136ZM150 237V236H149ZM22 238V237H21ZM32 238V237H31ZM84 238V237H83ZM123 238H124V236H123ZM126 238V237H125ZM64 239H65V237H64ZM67 239V238H66ZM141 239V238H140ZM144 239H146V238H144ZM17 240V239H16ZM143 240V239H142ZM149 240V239H148ZM154 240V239H153ZM11 241H14V240H11ZM11 241H10V247H8L7 246V248L6 249H4V251H3V257H2V260H3V262L1 263V264H20V260L21 259H19V258H22V259H25V260H29V262L30 263H28V264H38V263H36V262H34L33 260H34V258L35 259H38V257L36 256V255H33V252H34V249H31L30 247L29 248H27L28 249V251L29 252H26V253H23L20 257L18 256V257H16L15 255H14V253H16V251H17V254H18V252H19V250H20V241H16V242H14V243H11ZM85 241V240H84ZM100 241V240H99ZM106 241V240H105ZM120 241H123V239H121ZM120 241H118V242H120ZM124 241H126L125 239H124ZM123 241V242H124ZM144 241V240H143ZM146 241H147V239H146ZM7 242V241H6ZM153 242V241H152ZM87 243V242H86ZM98 243V242H97ZM100 243V242H99ZM106 243H107V241H106ZM153 243H155V242H153ZM152 243V244H153ZM243 243V242H242ZM121 244V243H120ZM147 244V243H146ZM149 244H151V243H149ZM148 244V245H149ZM21 245H23V244H21ZM101 245V244H100ZM107 245V244H106ZM111 245V244H110ZM118 246H119V244H117ZM127 245H128V243H127ZM126 245V246H127ZM38 246V245H37ZM36 245H35V247H37ZM56 246V247H55ZM99 246V245H98ZM125 246V247H126ZM150 246V245H149ZM152 246V245H151ZM150 246V247H151ZM154 246H156V245H154ZM229 246V247H228ZM112 247V246H111ZM121 247V246H120ZM125 247H123V248H125ZM224 247H227V248H224ZM242 247V246H241ZM241 247H239V248H241ZM244 247V246H243ZM38 248V247H37ZM100 248V247H99ZM110 248V247H109ZM103 248H101V250H102ZM108 249V248H107ZM106 249V250H107ZM113 249V248H112ZM119 249V248H118ZM105 250V251H106ZM150 250V249H149ZM2 251V250H1ZM103 251V250H102ZM110 251V250H109ZM112 251V250H111ZM110 251V252H111ZM116 251V250H115ZM153 251V250H152ZM214 251V254H212V252ZM11 252V253H10ZM22 252V251H21ZM79 252V253H80ZM109 252V253H110ZM113 252H114V250H113ZM50 254V253H49ZM76 255H77V252L75 253ZM153 254V253H152ZM248 254V253H247ZM48 255V254H47ZM64 255V254H63ZM93 255V254H92ZM112 255V254H111ZM249 255V254H248ZM247 255V256H248ZM60 256V255H59ZM65 256H67L66 254H65ZM69 256V255H68ZM67 256V257H68ZM78 256V255H77ZM97 256V255H96ZM100 256V255H99ZM109 256V255H108ZM37 257V258H36ZM48 257V256H47ZM62 257V256H61ZM79 257V256H78ZM81 257V256H80ZM94 257V256H93ZM59 257H57V259H58ZM92 258V257H91ZM100 258V257H99ZM48 259H50V258H48ZM48 259H46V258H43V260H48ZM68 259V258H67ZM95 260H98L97 258H94ZM94 259H93V262H94ZM38 260H40V259H38ZM65 260V259H64ZM100 260V259H99ZM98 260V261H99ZM105 260V259H104ZM42 261V260H41ZM66 261V260H65ZM64 261V262H65ZM101 261V260H100ZM43 262V261H42ZM68 262V261H67ZM41 263V262H40ZM39 263V264H40ZM44 263H46V262H44ZM73 263V262H72ZM92 263V262H91ZM95 263V262H94ZM106 263H108V262H106ZM171 263H173V262H171ZM43 264V263H42ZM60 264H62V263H60ZM64 264V263H63ZM69 264H71V263H69ZM74 264V263H73ZM85 264V263H84ZM93 264V263H92ZM95 264H98L97 263V261H96V263ZM99 264H101L100 262H99ZM170 264V263H169Z\"/></svg>",
  "mask_w": 264,
  "mask_h": 264
}]
</instances>
